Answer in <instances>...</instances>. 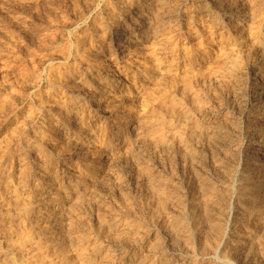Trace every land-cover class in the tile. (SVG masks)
Returning a JSON list of instances; mask_svg holds the SVG:
<instances>
[{
	"label": "rangeland",
	"instance_id": "rangeland-1",
	"mask_svg": "<svg viewBox=\"0 0 264 264\" xmlns=\"http://www.w3.org/2000/svg\"><path fill=\"white\" fill-rule=\"evenodd\" d=\"M127 0H124L125 4L128 6H125L124 4H122L123 0H0V103H3V105L0 104V167L2 168H10V170L12 171L13 174V185L14 187L20 188V181H19V176L20 174L17 173H21L20 170L21 168L24 166V171L26 172L27 170H29V175L27 177V184L30 186L27 187L28 189V193L25 194V196L29 195L31 190H34L35 188H37V186L39 188H46L48 186V183L42 181L41 179V174L44 172V169H46L47 167H49V164L51 162H47V158L50 160H52V162L55 163V165L53 164V170L54 172H56L59 176L60 179L58 181V185L59 184H68L69 180H70V175H78L79 170H77V167H86L87 165L90 166V163L92 165L94 164H99V166L102 168L103 167V171L102 173H104V177H109V183L110 186L108 188L113 187V189H109L107 188V186H103L104 189V194H103V203L104 205L102 206L101 212L100 214L103 215L106 214V212H108V214H106V216L110 219V220H117L120 223L125 222V224L127 222H132V220L135 221H143L142 222V226L145 227L141 229V235L140 238L138 237V242H129V244H127L128 242L125 243V245L123 246H118V245H111V254L113 256V253H115V255L112 257V261L114 260V264H135L136 261V257H145L147 256V258L149 260H151L152 262H154V264H161V262L164 264H170L169 262H171V264H188L192 262V261H196L198 258V260L196 261L199 264H207L209 262H211L212 260L213 263L212 264H216V261L219 264H222V262L224 264H264L260 257L257 255L253 256L254 251L252 247L249 248V246L244 250V253L242 254L243 256H237L236 258L232 259L230 261V263L225 262V255L227 252H229V248H228V243H229V237L232 236L233 232H237L238 226L235 218L236 215L238 214V207L236 205L235 200L237 201V197L239 194V189H240V183H242V178H243V174L246 173L247 169H251L254 168L255 166H260L261 168V173L262 176L264 177V46L262 48H257V47H253V41H251L249 35V30L251 27L250 24H255L259 23L258 21H264L263 18V14H264V5L261 1L264 0H258V2L260 1L261 3V7L257 10L255 13L253 12V9L246 6L245 4L242 5V3L240 2V12L239 11H223V10H218L216 9L212 2L210 0H160V3L158 5H149L147 8V12H148V18H149V22L151 23H140L138 22V18H137V14L135 13H131L129 15L130 12L126 13V10L129 8V6L131 5V1L134 0H128V2H126ZM138 1H142V0H138ZM167 1V2H165ZM183 1V2H181ZM204 1H208L207 3ZM123 2V3H124ZM169 2V3H168ZM176 2V3H175ZM116 5H115V4ZM176 6H174L173 4ZM179 3V4H178ZM110 4V5H109ZM170 4V6H169ZM172 4V5H171ZM212 4V5H211ZM109 5V6H108ZM123 6V7H122ZM160 6H163L162 8ZM174 6V7H173ZM205 6V7H204ZM208 6V9H207ZM211 6V7H210ZM160 7V8H159ZM173 7V8H172ZM244 7V8H243ZM110 8V10H109ZM116 8V9H115ZM155 8V9H154ZM169 8V9H168ZM248 8V9H247ZM263 8V10H262ZM123 9V10H122ZM161 9V11L158 10ZM177 9V10H176ZM185 9V10H184ZM205 11H204V10ZM253 12V14L251 13V10ZM260 9V10H259ZM172 10V11H171ZM177 12H176V11ZM198 10V11H197ZM210 10V11H209ZM218 10V11H217ZM242 10V12H241ZM247 10V12H246ZM250 10V11H249ZM120 11V12H119ZM156 11V12H155ZM186 11V12H185ZM216 13L213 14L212 13ZM112 12V13H110ZM123 12V13H122ZM146 12V13H147ZM159 12V13H158ZM165 12V13H164ZM173 12V13H172ZM185 12V13H183ZM205 12V13H204ZM209 12V13H208ZM231 12V13H230ZM249 12V13H248ZM262 12V13H261ZM110 13V14H109ZM119 13V14H118ZM150 13V14H149ZM156 17H155V15ZM162 13V14H161ZM171 13V14H170ZM192 13V14H191ZM207 13V14H206ZM242 13V15H241ZM244 13V14H243ZM261 13V14H259ZM111 14H114L113 16ZM118 16H117V15ZM160 14V15H159ZM176 14V16H175ZM180 14V15H179ZM211 14V15H210ZM248 14V15H247ZM252 14V15H251ZM116 15V16H115ZM125 15V16H124ZM165 15V17H164ZM173 15V16H172ZM213 15V16H212ZM215 15V16H214ZM241 15V16H240ZM111 16V17H110ZM183 18H182V17ZM250 16V17H249ZM262 18H261V17ZM167 17V19H165ZM168 17H172L171 19ZM208 17V18H206ZM214 17V18H213ZM221 19H219V18ZM254 17V18H253ZM111 18V19H110ZM114 18V19H113ZM132 18V19H130ZM180 18V20H179ZM189 18V20H187ZM194 18V19H193ZM256 18V19H255ZM110 19V21H109ZM123 19V20H122ZM157 19V20H156ZM162 19V20H161ZM200 19V20H199ZM225 19V20H224ZM227 19V20H226ZM252 21H251V20ZM254 19V20H253ZM132 20V21H131ZM169 20V21H168ZM178 20V22H177ZM210 20V21H209ZM229 20V21H228ZM108 21V22H107ZM113 21V22H112ZM156 21V22H155ZM162 21V22H161ZM190 21V22H189ZM199 21V22H198ZM206 21V22H205ZM225 21V22H224ZM251 21V23L249 24V22ZM257 21V22H256ZM104 22V24H103ZM165 22V24H163ZM169 22V23H168ZM203 22V24H202ZM211 22V23H210ZM218 22V23H217ZM232 22V23H231ZM236 22V24H235ZM239 22V23H238ZM118 23V24H117ZM174 23V24H173ZM176 23V24H175ZM179 23V24H178ZM187 23V24H186ZM191 23V24H190ZM195 25H194V24ZM215 23V24H214ZM122 24V25H121ZM125 24V25H124ZM143 24V25H142ZM151 24V25H150ZM153 24V25H152ZM157 24V25H156ZM163 24V25H162ZM207 24V26H206ZM209 24V25H208ZM225 24V25H224ZM232 24V25H230ZM248 24V25H247ZM252 24V26H254ZM103 25V26H102ZM113 25V26H111ZM121 27H120V26ZM131 25V26H130ZM134 27H133V26ZM139 25V26H138ZM217 25V26H216ZM236 27H234V26ZM156 26V28H155ZM159 26L161 29H159ZM165 26V27H164ZM167 26V27H166ZM177 26V27H176ZM179 26V28H178ZM192 26V27H189ZM203 26V27H202ZM219 26V27H218ZM222 26V27H221ZM232 26V27H231ZM238 26V27H237ZM108 30H107V28ZM112 27V28H111ZM142 27V28H141ZM170 27V28H169ZM194 27V28H193ZM209 27H212L214 29H218L217 31L220 34H223L222 36L227 38L229 37V39H231L232 37H234V34L236 33L240 38L241 41H243V47L241 48V52L244 55V68L242 71L243 76L241 73L239 75V78H232L228 81V85L226 87H223L221 83H219V81L217 82V80L213 79L208 80L207 83L204 81V79L202 78V71L203 73L205 72L203 69L207 70L209 67V69L207 71H213V69L215 70L217 67L220 66V62H221V58L218 57V52L214 51V49L212 48V54L209 55L206 59H202L200 56V59L198 57V62L195 65L196 69H190L188 70V65L186 64V62L183 61V54L185 52L188 53H199L200 49H205V47H207L208 49H211L208 45H210L212 42V37L207 34V29ZM221 27V28H220ZM224 27H227L224 29ZM245 27V28H244ZM117 30H116V29ZM130 28V29H129ZM155 29L157 30V38H155V36L151 35L152 32L150 31V29ZM158 28V29H157ZM166 30H165V29ZM182 28V29H181ZM188 28H190L192 31H196L198 33L197 37H193L190 36L188 34L189 31H191L190 29L188 30ZM207 28V29H206ZM229 28V29H228ZM236 28V29H235ZM243 28V29H242ZM249 28V29H248ZM126 29H129L131 31H134L135 33L134 36L136 37V40L138 42V44H140L142 47H145L146 45V58L145 55L138 57H134L131 55V52H133V47L134 45L130 44L128 41H126L127 39V30L124 31ZM139 29V30H138ZM169 29V31H167ZM173 32H172V30ZM184 29V30H183ZM224 29V30H221ZM228 29V30H227ZM245 29V31H244ZM111 30V31H110ZM115 30V31H114ZM121 30V32H119ZM137 30V31H135ZM199 30V31H197ZM204 31V34L202 33ZM235 30V31H234ZM146 31V32H145ZM150 31V32H149ZM162 31V33H161ZM164 31V32H163ZM167 31V32H165ZM185 31V32H184ZM224 31V32H223ZM233 31V32H232ZM245 33H243V32ZM248 31V32H247ZM150 34H149V33ZM169 32V33H168ZM177 32V33H176ZM222 32V33H221ZM243 34H241V33ZM138 33V34H137ZM164 33V34H163ZM167 35H166V34ZM180 33V34H179ZM206 33V35H205ZM228 33V34H227ZM118 34V35H117ZM126 34V35H125ZM173 34V36H172ZM177 34V35H176ZM232 34V35H231ZM248 34V35H247ZM147 37H146V36ZM150 35V36H149ZM161 35V36H160ZM165 35V36H163ZM171 35V36H170ZM176 35V36H174ZM184 35V36H183ZM189 35V36H188ZM202 35V36H201ZM227 35V36H226ZM230 35V36H228ZM242 35V36H241ZM76 36V37H75ZM142 36V37H141ZM170 36V37H169ZM82 37V38H81ZM121 37V38H120ZM164 39H163V38ZM166 37V38H165ZM172 37V39H168ZM176 39H175V38ZM204 37V38H203ZM211 37V38H210ZM243 37V39H242ZM76 38V39H75ZM79 38V39H78ZM143 40H142V39ZM146 38V39H144ZM150 38V39H149ZM162 38V39H161ZM182 38V39H181ZM199 41H197V39ZM121 39V40H120ZM125 39V41H124ZM149 39V41H148ZM156 39V40H155ZM163 40L165 42L160 41ZM165 39H168L169 42ZM178 39V41H177ZM186 39V40H185ZM247 39V40H246ZM250 39V40H249ZM77 40V41H76ZM172 40V41H171ZM183 40V41H182ZM189 40V41H188ZM193 40V41H192ZM246 40V41H245ZM71 41V42H70ZM75 41V42H73ZM124 41V42H123ZM152 41V42H151ZM178 42V43H175ZM208 41V42H207ZM251 41V42H249ZM123 44H122V43ZM145 42V43H144ZM192 42V43H190ZM200 42V43H199ZM246 44H245V43ZM125 43V44H124ZM127 43V44H126ZM148 43V44H147ZM153 43V44H152ZM158 45H156V44ZM163 43V44H161ZM173 43V44H172ZM186 43V44H185ZM198 43V44H197ZM176 46H175V45ZM201 44V45H200ZM119 45V47H118ZM121 45V46H120ZM132 45V46H131ZM151 45V47H150ZM156 45V46H155ZM174 45V46H173ZM179 45V46H178ZM181 45V46H180ZM186 47H183L185 46ZM231 47V49H235V46L231 43L225 45V49H227L228 51H230L231 49L227 48L229 46ZM250 45V46H249ZM68 46V47H66ZM70 46V47H69ZM104 46V47H103ZM150 48H149V47ZM173 46V47H172ZM200 46V47H199ZM234 46V47H233ZM249 46V47H247ZM72 47V49H71ZM80 47V48H79ZM127 47V48H126ZM152 47L154 48H158L160 50L163 51V57L165 58V60H169V61H175V63L178 64V69L175 71L177 74H175L176 76V84H173V87L171 86L172 83H169L171 80L170 78H168L167 76L166 79L163 81L164 83L161 85V87H159V89H157L158 91H165L164 94L165 95H172L174 92H176L178 90V88L181 86V84H183V77H185L188 73L191 74L190 78L192 80H196L195 83H197V85L194 83V85H196V88H202V92L205 93L204 95V100L207 102H204V106L202 108H200L201 110H197L194 112V109L192 110L193 113V117H196L194 119H196L197 121L201 122V124H204V128H206V131L211 133H207L209 134V139H213V140H209L208 138L203 137L202 139H200V143L198 142L196 145H201V147L198 145L197 146V152L196 155H200L199 158L197 156V159L192 161L191 163H189L188 161H186V163H184L185 161L182 160V158H180V156L178 155L177 157L179 158H174L175 161H170L171 159H169V155L168 154H163L161 152V150L159 148H156L152 143H150L149 138L141 140V141H136V125H135V117L140 115V114H144L146 112L150 111V107L145 105L143 103V101L141 102V98L143 97V89L145 85H149L150 87L155 86V81H156V76L154 74L150 75V76H145L144 73L142 72V65L141 64L143 62V60H148L149 55L150 54V50ZM177 47V48H176ZM183 47V48H182ZM190 47V48H189ZM198 47V48H197ZM233 47V48H232ZM68 48V51L67 49ZM74 48V49H73ZM83 48V49H82ZM101 48V49H100ZM135 48V47H134ZM149 48V49H148ZM163 48V49H162ZM174 48V49H173ZM185 48V49H184ZM198 50H197V49ZM248 48V49H247ZM64 49H66L64 51ZM78 49L76 52L75 50ZM125 49V50H123ZM130 49V50H129ZM132 49V50H131ZM170 49V50H169ZM176 49V50H175ZM182 49V50H181ZM191 49V50H188ZM223 49V50H225ZM243 49V50H242ZM246 49V50H245ZM250 49V50H249ZM80 50V51H79ZM82 50V51H81ZM101 50V51H99ZM178 50V52H177ZM184 50V51H183ZM217 50V49H215ZM226 50V51H227ZM248 50L250 51L248 53ZM252 50H254L255 52L253 53ZM257 50V51H256ZM98 54H97V52ZM104 51V52H103ZM129 51V52H127ZM190 51V52H189ZM197 51V52H196ZM244 51V52H243ZM261 51V52H260ZM69 52H71L69 54ZM73 52V53H72ZM79 54H78V53ZM121 52V53H120ZM149 52V54H148ZM170 52V53H169ZM175 52V53H174ZM252 52V53H251ZM257 52V53H256ZM85 53V55H84ZM216 53V54H214ZM77 54V57H76ZM83 54V55H82ZM87 54V55H86ZM89 54V55H88ZM92 54V55H91ZM110 54V55H109ZM168 54V55H167ZM178 54V55H177ZM249 54L251 56H249ZM103 55V57H102ZM129 55L131 57H129ZM254 55V56H253ZM89 56V57H88ZM93 56H96L93 57ZM101 56V57H100ZM105 56V57H104ZM110 56V57H108ZM178 58H177V57ZM247 56V59L245 58ZM72 57V58H71ZM83 57V59L81 58ZM85 57V58H84ZM93 57V59H92ZM116 57V58H115ZM124 57V58H123ZM127 57V58H126ZM144 57V58H143ZM170 57V58H169ZM216 57L215 59L218 60L216 62L213 61V58ZM217 57L219 59H217ZM140 58H142L143 60H141ZM173 58V59H172ZM88 59V60H87ZM90 59V60H89ZM98 59V60H97ZM102 59V60H101ZM114 59V60H113ZM125 59V60H124ZM129 59V60H128ZM133 59V60H132ZM211 59V60H210ZM254 59V60H253ZM86 60V61H85ZM91 60H94L91 61ZM128 60V61H127ZM203 60V61H202ZM205 60V62H204ZM99 61V62H98ZM106 61V62H105ZM113 61V62H112ZM116 61V62H115ZM131 61V62H130ZM140 61V62H139ZM210 61V63H209ZM251 63H250V62ZM88 62V63H86ZM93 62V63H92ZM103 62V65H102ZM124 62V63H123ZM137 62V63H136ZM139 62V63H138ZM97 63V64H96ZM109 63V64H107ZM122 63V64H121ZM128 63V64H126ZM205 66H204V64ZM207 63V64H206ZM209 63V64H208ZM212 63V65H211ZM216 63V64H215ZM249 63V64H248ZM88 66H86V65ZM90 64V65H89ZM94 64V65H93ZM97 67H96V65ZM98 64H101L99 66ZM133 66H132V65ZM151 64V63H150ZM181 64V65H180ZM183 64V65H182ZM185 64V65H184ZM201 64V65H200ZM218 64V66H217ZM248 66H247V65ZM110 67H109V66ZM123 65V66H122ZM125 65V66H124ZM136 65V66H135ZM141 65V66H139ZM210 65V66H209ZM246 65V68H245ZM91 66V67H90ZM107 66V67H106ZM114 69H113V67ZM118 66V67H116ZM131 66V67H130ZM186 66V68H185ZM198 66V67H197ZM201 66V67H200ZM204 66V67H203ZM206 66L208 68H206ZM214 66V67H213ZM217 66V67H215ZM100 67V68H99ZM112 67V68H111ZM123 67V68H122ZM211 67L213 69H211ZM262 67V68H261ZM75 68V69H74ZM90 68V69H88ZM131 68V69H130ZM138 70H137V69ZM185 68V69H184ZM89 71H88V70ZM108 69V70H107ZM128 69V70H127ZM182 69V70H181ZM261 71H260V70ZM57 72H56V71ZM92 70V72H91ZM114 70V71H113ZM118 70V71H117ZM185 70V71H184ZM192 70V71H191ZM246 70V71H245ZM95 71V72H94ZM107 71V72H106ZM112 71V72H111ZM124 71L126 72L124 74ZM178 71V72H177ZM184 71V72H183ZM206 71V72H207ZM75 72V73H74ZM87 72V74H86ZM187 72V73H185ZM191 72H194V74L192 75ZM200 75H198L199 73ZM206 72L204 74H206ZM73 76L70 77L67 75ZM84 73V74H83ZM97 73V74H96ZM135 75H134V74ZM178 73L180 75H178ZM184 73V74H183ZM208 73V72H207ZM105 74V76H104ZM113 74V75H112ZM116 76H115V75ZM130 74V75H128ZM134 76H133V75ZM196 74V75H195ZM203 74V75H204ZM50 75V76H49ZM61 75V76H60ZM108 75V76H107ZM110 75V76H109ZM125 75V76H124ZM184 75V76H183ZM242 75V76H241ZM263 75V77L261 76ZM78 76V77H77ZM82 76V77H81ZM113 76V77H111ZM155 76V77H154ZM180 76V77H179ZM194 76V77H193ZM201 76V78H199ZM59 77V78H57ZM65 77V78H64ZM77 77V78H76ZM93 77V78H92ZM95 77V78H94ZM104 77V78H103ZM127 77V78H126ZM52 78V79H51ZM81 78V79H80ZM83 78V79H82ZM87 78V79H86ZM103 79H108V80H113L112 82H114V84H116V87L118 88H114L109 90L107 93V96L105 95L106 92H95L96 90L94 88H96V86H99V83L97 85V82H100V80ZM111 78V79H110ZM135 78V79H134ZM150 80H149V79ZM194 78V79H193ZM200 80H199V79ZM245 78V79H244ZM68 80L66 82V80ZM72 79V80H71ZM75 79L77 81V83L75 82ZM98 79V80H96ZM144 79V80H143ZM152 79V80H151ZM243 79V80H241ZM49 80V81H48ZM83 80L88 84L87 87H85L84 89L81 88L79 89V83L83 82ZM91 80V81H90ZM95 80V81H94ZM120 84H118V82ZM127 80V82H126ZM129 80V81H128ZM134 80V83L133 81ZM143 80V81H142ZM239 82H237V81ZM57 83V85L54 83ZM65 81V82H64ZM72 81V82H71ZM74 81V82H73ZM88 81V82H87ZM132 81V83H131ZM138 81V82H136ZM147 81V82H146ZM154 81V82H152ZM193 81V82H194ZM242 81V82H241ZM54 82V83H53ZM166 82V83H165ZM236 82V83H234ZM53 83V84H52ZM93 83V84H92ZM139 83V84H138ZM151 83L153 85H151ZM180 83V84H179ZM205 83V84H203ZM212 83V84H211ZM217 83V84H216ZM234 83V84H233ZM60 84V86H59ZM72 84L75 86H72ZM171 84V85H170ZM201 84V85H200ZM239 84V85H237ZM51 85V86H50ZM53 85V86H52ZM68 85V86H67ZM71 85V86H69ZM77 85V86H76ZM121 85V86H120ZM124 85V87H122ZM138 85V86H137ZM164 85V87H163ZM166 85V86H165ZM176 85V86H175ZM94 86V87H93ZM129 86V87H128ZM141 86V88H140ZM170 86V87H169ZM206 86V88H205ZM217 86V87H216ZM221 86V88H220ZM56 87V88H55ZM68 87V88H67ZM74 89H73V88ZM136 87V88H135ZM153 87V88H154ZM163 87V89H162ZM211 89H210V88ZM63 88V89H62ZM67 88V89H66ZM132 88H135L134 90ZM174 88V89H172ZM215 88V89H214ZM227 88V89H226ZM237 88V89H236ZM65 89V90H64ZM90 89V90H89ZM93 89V90H92ZM128 89V90H127ZM131 91H130V90ZM161 89V90H160ZM167 89V91H166ZM209 89V90H208ZM224 91H223V90ZM227 91H226V90ZM235 89V90H234ZM73 90V91H72ZM75 90V91H74ZM80 90V91H78ZM84 90V91H83ZM92 90V91H91ZM115 90V91H114ZM140 90V91H139ZM142 90V91H141ZM173 90V91H172ZM212 90V91H210ZM58 91V92H57ZM61 93H60V92ZM69 93H67V92ZM103 91V90H100ZM112 91V92H111ZM118 91V92H117ZM123 91V92H122ZM206 91V92H205ZM212 94H210L209 93ZM218 91V92H217ZM224 95H222V92ZM64 92V93H63ZM89 94H88V93ZM92 92V94H91ZM121 92V93H120ZM138 92V93H137ZM230 92V93H229ZM75 93V94H73ZM79 95H78V94ZM98 93V94H97ZM128 93L130 95V98H127L125 96V94ZM167 93V94H166ZM170 93V94H169ZM178 93V91H177ZM228 93V94H227ZM13 94V96H12ZM19 94V95H18ZM53 94L55 96H53ZM77 94V95H76ZM81 94V95H80ZM94 94V95H93ZM101 94V96L99 95ZM120 94V98L116 97L119 96ZM136 94V97H135ZM209 94V95H208ZM218 94V95H216ZM220 94V95H219ZM227 94V95H226ZM17 95V96H16ZM65 97H64V96ZM68 95V96H67ZM72 95V97H71ZM87 95V96H86ZM93 95V96H92ZM98 95V96H97ZM106 97H104V96ZM121 95L124 97L121 98ZM208 95V96H207ZM216 95V96H215ZM223 97H222V96ZM59 96V98H58ZM76 98H75V97ZM78 96V97H77ZM132 96V97H131ZM139 96H141V98H139ZM18 100H17V98ZM20 97V98H19ZM62 97V98H61ZM91 97V98H90ZM96 97V98H95ZM98 97V98H97ZM103 97V98H101ZM111 100V102H107L106 99ZM113 97V98H112ZM116 97V98H114ZM133 97H135L133 99ZM208 97V98H207ZM212 97V100H211ZM215 97V98H214ZM65 98V99H64ZM69 98V99H68ZM82 98V99H81ZM208 101H207V99ZM210 98V99H209ZM214 98V100H213ZM218 98V99H217ZM225 98V99H224ZM53 99H57L56 102ZM63 99V102H62ZM121 99V100H120ZM123 99V100H122ZM137 99L140 101H137ZM221 103H220V101ZM222 99V100H221ZM60 100V101H59ZM82 100V101H81ZM95 100V101H94ZM100 100V101H99ZM106 100V101H105ZM216 100V101H215ZM72 101V102H71ZM76 103L79 107V110L77 112V109L75 111H72L70 114V120L68 121H63L60 119V116L55 112L56 106H58L59 104H63L66 102H70V103ZM98 101V102H97ZM103 101V102H102ZM114 103H113V102ZM125 101V102H124ZM127 101V102H126ZM130 101V102H129ZM219 101V102H218ZM101 102V103H100ZM105 102H107L105 104ZM212 102H216V103H211ZM80 103V104H79ZM89 105H88V104ZM91 103V105H90ZM93 103V104H92ZM113 103V104H112ZM118 103V104H116ZM121 103V104H120ZM131 103V104H130ZM142 103V104H139ZM47 106H45V105ZM84 104V105H83ZM96 104V105H95ZM108 104V105H107ZM114 107L111 111L112 106L109 107V105H111ZM115 104V105H114ZM137 104V105H135ZM80 105V106H79ZM83 105V107H82ZM125 105V106H124ZM142 105L144 109L141 107ZM210 108H209V106ZM88 108H87V107ZM97 106V107H96ZM103 108H102V107ZM106 106V107H105ZM135 106V107H134ZM139 106V107H138ZM1 107H3L1 109ZM100 107V108H99ZM105 107V108H104ZM141 107V108H140ZM208 107V110H207ZM262 107V108H261ZM6 108V109H5ZM46 108V109H45ZM55 108V109H54ZM81 108V109H80ZM95 108V109H94ZM98 108V109H97ZM119 108V109H118ZM124 108V109H123ZM139 108V109H138ZM146 108V109H145ZM212 108V109H211ZM91 109V110H89ZM104 109V110H103ZM106 109L110 110L111 112H109L108 110V114L106 112ZM118 112H117V110ZM121 109V110H120ZM123 109V111H122ZM205 111H203V110ZM211 109V110H210ZM215 109V110H213ZM46 110V111H45ZM83 110V111H82ZM133 112H131V111ZM142 110V111H141ZM144 110V111H143ZM213 110V111H212ZM82 111V113H81ZM87 111V112H86ZM89 111V113H88ZM114 111V112H113ZM121 111V112H120ZM127 111V112H126ZM202 111V112H199ZM207 111V112H206ZM211 111V112H210ZM258 111V112H257ZM260 111V112H259ZM106 112V113H104ZM50 113V114H49ZM54 113V115H53ZM116 113V115H115ZM138 113V114H137ZM198 113V114H197ZM258 113V114H257ZM47 114V115H46ZM76 114V115H75ZM87 114V115H86ZM89 114V115H88ZM120 114V115H119ZM196 114V115H195ZM200 114V115H199ZM255 114V115H254ZM45 115V116H44ZM78 115V117H74ZM86 115V116H85ZM108 115V116H107ZM127 115H129L130 117L134 118L133 120L128 117ZM55 116V117H54ZM73 116V117H72ZM82 116V117H81ZM110 116V117H109ZM115 116V117H114ZM127 121L126 122L124 119ZM126 116V117H125ZM255 116V117H254ZM45 117V118H44ZM48 117V118H47ZM58 117V126L60 129V133L54 132L53 130V119H57ZM87 119H84V118ZM96 119H95V118ZM104 117V118H103ZM83 118V119H81ZM90 118V119H89ZM100 118V120H98ZM117 118V121H115ZM254 118V119H253ZM256 118H258L259 120H257ZM78 119V121L76 120ZM89 119V120H88ZM123 119V120H121ZM213 119V120H212ZM71 120H74L71 122ZM82 120V121H81ZM90 122H88V121ZM91 120V121H90ZM115 122H114V121ZM212 120V121H210ZM256 120V121H254ZM46 121V122H45ZM106 121V122H105ZM110 121V122H109ZM259 121V122H258ZM41 122V123H40ZM45 122V123H44ZM98 122V123H97ZM212 122H214L213 124H211ZM218 122V123H216ZM226 122V123H225ZM231 124L228 125L227 124ZM235 122V123H234ZM50 123V124H47ZM52 123V124H51ZM78 123V124H77ZM87 123V125H86ZM94 125H93V124ZM122 123V124H121ZM126 123V124H125ZM210 123V124H209ZM224 123H225V127H224ZM42 124V125H41ZM66 124V125H65ZM117 124V125H116ZM124 124V125H123ZM216 124V125H215ZM44 125V126H43ZM47 127H46V126ZM52 128H50L49 126ZM62 125V126H61ZM69 127H68V126ZM89 125V126H88ZM105 125V126H104ZM131 125V126H130ZM207 125V126H206ZM209 125V126H208ZM227 125V126H226ZM28 126V127H27ZM61 126V128H60ZM76 126L78 128H76ZM109 126V127H108ZM231 128H230V127ZM234 126V128L232 129V127ZM81 127V128H80ZM83 127V128H82ZM102 127V128H101ZM104 127V128H103ZM133 127V128H132ZM214 127V128H213ZM229 127V128H228ZM41 128L42 130H44L46 132V136L45 139L48 141H54V138L56 141L53 142V145H51L50 143H47L48 145L43 144L42 148H38L36 150V148L34 146H32V141L34 140L33 136H34V132ZM89 128V129H88ZM108 128V129H107ZM115 128V129H114ZM227 128V129H225ZM65 129V130H64ZM73 129V131H72ZM102 129V131H100ZM133 129V130H132ZM231 129V130H230ZM236 129V130H235ZM14 130V131H12ZM21 130V131H20ZM62 130V131H61ZM77 130V131H76ZM86 130V131H85ZM90 130V131H89ZM218 132V134H216L215 132ZM221 130V131H220ZM10 131V132H9ZM50 131V132H49ZM84 131V132H83ZM92 131V132H91ZM117 131V132H116ZM212 131L215 133L212 134ZM234 131V132H233ZM236 131V132H235ZM68 132V133H66ZM70 132V133H69ZM73 132V133H72ZM86 132V133H85ZM100 132V133H99ZM221 132V133H220ZM226 132V135H225ZM228 132V134H227ZM231 132V133H230ZM10 133V134H9ZM12 133V136L10 137ZM48 133V134H47ZM51 133V134H49ZM88 133V134H87ZM95 133V134H94ZM107 133V134H106ZM116 133V134H115ZM122 133V134H121ZM124 133V134H123ZM223 136L221 137L220 135ZM230 133V134H229ZM237 133V134H236ZM14 134V136H13ZM16 134V135H15ZM60 134V135H59ZM72 134V135H71ZM98 134V135H97ZM18 135V136H17ZM124 137H123V136ZM127 135V136H126ZM135 135V136H134ZM214 135V136H213ZM26 136V137H25ZM56 136V137H55ZM58 136V137H57ZM66 136V137H65ZM82 136V137H81ZM88 136V138H87ZM92 136V137H91ZM94 136V137H93ZM104 136V137H103ZM107 136V137H106ZM111 136V137H110ZM212 136V137H211ZM219 138H218V137ZM230 136V137H229ZM233 136V137H232ZM10 137V138H8ZM65 137V138H63ZM75 137V138H74ZM85 137V138H84ZM96 137V138H95ZM103 137V138H102ZM128 137V138H127ZM132 140H130L129 139ZM215 137V138H213ZM224 137V138H223ZM235 137V138H234ZM16 138V139H15ZM50 138V140H49ZM53 138V139H52ZM73 138V139H72ZM100 138V140H98ZM135 138V139H134ZM217 138V139H216ZM235 140H234V139ZM239 138V139H238ZM12 141L13 139V143L9 142ZM22 139V140H21ZM27 139V141H26ZM60 141H59V140ZM66 139V140H65ZM76 141H75V140ZM91 139V140H90ZM98 141H97V140ZM104 139V140H103ZM126 139V140H125ZM208 139V140H207ZM230 139V140H229ZM233 139V140H232ZM21 140V143H20ZM86 140V141H85ZM108 140V141H107ZM130 140V141H128ZM217 140V141H216ZM23 141V142H22ZM58 141V142H57ZM96 141V142H95ZM105 141V142H104ZM121 141V142H120ZM123 141V142H122ZM149 141V142H148ZM204 141V142H203ZM211 143H210V142ZM221 141V142H220ZM222 141L224 143H222ZM237 141V143L235 142ZM241 141V142H240ZM65 142V143H64ZM82 142V143H79ZM88 142V143H87ZM91 142V143H90ZM98 142V143H97ZM134 142V143H132ZM208 144H205L207 143ZM217 142V143H216ZM219 142L221 144H219ZM229 142V143H228ZM20 143V144H19ZM31 143V144H30ZM79 143V144H78ZM93 143V144H92ZM96 143V144H95ZM103 145H107V149L102 146ZM131 143V144H130ZM141 143V144H140ZM203 143V145H202ZM229 144V146H227L226 144ZM241 143V144H240ZM23 144V145H22ZM77 144V145H75ZM100 144V147H99ZM138 144V146H137ZM141 146H140V145ZM148 144V145H147ZM211 144V145H210ZM218 144V145H217ZM224 144L227 146H224ZM237 144V145H235ZM240 144V145H239ZM58 145V146H57ZM71 145V146H70ZM75 147H74V146ZM82 145V147H80ZM93 145V146H92ZM133 145H135L134 147V151L137 155H139L140 153V159L137 160V158L135 159L134 156L131 155V153H129V150L127 152L128 148H132ZM221 145V146H220ZM233 145V146H232ZM235 145V146H234ZM239 145V146H238ZM47 146V147H46ZM52 146V147H50ZM60 146L65 147L66 150H64L63 147L62 150L60 148ZM73 146V147H72ZM76 146H78L76 148ZM92 146V147H91ZM98 146V147H97ZM102 146V147H101ZM131 146V147H130ZM137 146V147H136ZM214 146V147H209ZM217 146V147H215ZM28 147V148H27ZM84 147V148H83ZM125 147V148H124ZM152 147V148H151ZM200 147V148H199ZM231 149H229V148ZM234 147H238V149L234 148ZM240 147V148H239ZM32 148V149H31ZM47 148V149H46ZM50 148V149H48ZM54 150H52V149ZM58 148V149H57ZM80 150H79V149ZM93 148V149H91ZM98 148V149H96ZM100 148V149H99ZM103 148V150H102ZM105 148V149H104ZM112 150H111V149ZM122 148V149H121ZM124 148V149H123ZM137 148V149H136ZM141 150H140V149ZM147 148V149H145ZM151 148V149H150ZM159 150H156V149ZM208 148V150L205 149ZM214 148V149H213ZM218 148V149H217ZM233 148V149H232ZM252 148V149H251ZM257 148V149H256ZM261 148L263 150H261ZM26 150V152L23 150ZM42 149V150H41ZM57 149V150H56ZM71 149V150H70ZM84 149V150H83ZM114 149V150H113ZM126 149V151H125ZM133 149V148H132ZM240 149V150H239ZM22 152H21V151ZM36 150V151H35ZM60 150V152H59ZM96 150V152H95ZM120 150V152H119ZM122 150V151H121ZM144 150V151H143ZM234 150V151H233ZM236 150V151H235ZM248 150V151H247ZM19 151V153H18ZM41 151V152H40ZM115 151V152H114ZM140 151V152H139ZM143 151V153H142ZM151 151V152H150ZM153 151V152H152ZM159 151V152H158ZM200 151V152H199ZM202 151V152H201ZM227 153H226V152ZM230 151V152H229ZM233 151V152H232ZM12 152V153H11ZM31 152V153H30ZM33 152V153H32ZM44 152H46L44 154ZM62 152V153H61ZM87 155H86V153ZM112 152V153H111ZM151 154H150V153ZM157 155H156V153ZM204 152L206 154H204ZM214 152L215 155H213L212 153ZM217 152H220V155H218ZM224 152V153H223ZM242 152V153H241ZM245 152V153H244ZM261 155H260V153ZM11 153V156H9ZM17 153V154H16ZM40 153L41 156L43 154V156L45 155L47 158L46 160H40ZM56 153V155H55ZM59 153V154H57ZM84 153V154H83ZM89 153V154H88ZM105 153V155H104ZM124 153V154H123ZM133 153V151H132ZM149 153V155H148ZM198 153V154H197ZM203 153V154H202ZM223 153V154H221ZM236 153V154H235ZM16 154V155H14ZM24 154V155H23ZM33 154V155H32ZM49 154V155H46ZM67 154V155H66ZM95 154V156H94ZM99 154V155H97ZM111 154V155H110ZM119 155V157H116L114 159L115 155ZM159 154V155H158ZM224 154H229V156H225ZM240 154V155H238ZM252 154V158H248V155ZM14 155V156H13ZM21 155V156H20ZM39 155V156H37ZM53 157H52V156ZM58 155V156H57ZM63 155V156H62ZM66 155V156H65ZM84 155V157L82 156ZM125 155V156H124ZM161 155V156H160ZM209 155V156H208ZM224 155V157L222 156ZM247 155V156H246ZM255 155V156H254ZM5 159H4V157ZM9 156V158L7 157ZM17 158H16V157ZM44 156V157H45ZM77 156V157H76ZM128 156V157H127ZM159 158H158V157ZM164 156V157H162ZM206 156V157H204ZM218 156V158H216ZM220 156V157H219ZM231 156V157H230ZM237 156V157H235ZM245 156V157H244ZM23 157V158H22ZM52 157V159H51ZM58 157V158H57ZM60 157V159H59ZM110 157V158H109ZM126 157V158H125ZM152 157V159H151ZM164 158V160L161 159ZM215 157V158H214ZM222 157V158H221ZM232 159H230V158ZM260 157V159H259ZM14 158V159H13ZM37 158V159H36ZM77 158V159H76ZM107 158V159H106ZM123 158V159H122ZM133 158V159H132ZM148 158V159H147ZM203 158V159H202ZM207 160H206V159ZM227 158V161H226ZM241 158V159H240ZM247 158V159H246ZM257 158V159H256ZM4 159V160H3ZM12 159V160H11ZM20 159V161H19ZM31 159V160H30ZM33 159V160H32ZM106 159V160H105ZM112 159V160H111ZM156 159V160H155ZM161 159V161H160ZM168 159V161H167ZM179 159V160H178ZM200 159H202L200 161ZM236 159V160H235ZM246 159V160H245ZM249 159V160H248ZM10 160V161H9ZM15 160V161H14ZM17 160V161H16ZM28 160V161H26ZM119 160V161H118ZM128 160V161H127ZM145 160V161H144ZM153 160V161H152ZM214 160V161H212ZM256 162H255V161ZM4 161V162H3ZM8 161V163H7ZM19 161V162H18ZM23 161V162H21ZM34 161H36L34 163ZM41 161V162H40ZM58 161V162H57ZM75 161V162H74ZM78 161V162H77ZM95 161V162H94ZM136 163H135V162ZM150 161V162H149ZM152 161V164H150ZM222 163H220V162ZM228 163H225V162ZM12 162V164H11ZM16 164H15V163ZM18 162V163H17ZM43 162V163H42ZM45 162V163H44ZM47 162V163H46ZM63 162V163H62ZM71 162V163H70ZM77 162V163H76ZM89 162V164H88ZM106 162V164H105ZM113 162V163H112ZM146 162V163H145ZM157 162V163H156ZM161 164V166L158 164ZM170 162L171 165L170 166ZM181 164H180V163ZM197 162V163H196ZM200 162V163H199ZM207 162V164H206ZM211 162V163H210ZM231 162V163H230ZM245 162V164H244ZM21 163V165H20ZM26 163V165H25ZM38 166H37V164ZM64 163L66 165V167L64 166ZM73 163V166H72ZM109 163V164H108ZM117 163V164H116ZM127 163V164H125ZM134 163V164H133ZM138 163L140 165H138ZM143 163L148 165L152 172L157 175V177L161 178V180L165 183L167 182V184H169V196L171 200H174L173 202L170 200V202H168V207L166 210L161 212H157L156 207V201L154 203L150 202L153 200L151 195L149 196L147 193H149V188L148 186H146L147 180L145 181V177L143 176V174L141 175V170H139V168L141 169V165L143 166ZM149 163V164H148ZM167 165V167H165V165ZM178 163V165H177ZM184 163V164H182ZM195 165H194V164ZM203 163V165L201 164ZM216 163V164H213ZM218 163V164H217ZM237 163V164H236ZM24 164V165H23ZM29 164V165H28ZM41 164V165H40ZM43 164V166H42ZM48 164V166H47ZM63 164V166L61 165ZM75 164V165H74ZM78 164V165H77ZM83 164V165H82ZM108 164V165H107ZM133 164V165H132ZM137 164V165H136ZM157 164V165H156ZM169 164V166H168ZM175 164L177 166H175ZM187 164V166H186ZM192 164L194 165L192 167ZM13 165V166H11ZM19 165L22 166L19 168ZM32 165H34V169L31 168ZM60 165V166H59ZM71 167H70V166ZM80 165V166H79ZM91 165V166H92ZM159 165V166H158ZM164 165V166H163ZM230 165V168L228 167ZM238 167H237V166ZM30 166V167H29ZM42 166V167H41ZM130 166V169H129ZM132 166V167H131ZM138 166V169H135V167ZM153 166V167H152ZM183 166V167H182ZM189 166V168H188ZM191 166V167H190ZM199 166V167H198ZM206 166V168H205ZM209 166V167H208ZM227 166V167H226ZM28 167V168H27ZM41 167V168H40ZM156 167V168H155ZM171 167V168H170ZM178 167V168H177ZM186 167V168H185ZM204 167V169H203ZM221 167V169H220ZM235 167V168H234ZM249 167V168H248ZM15 168V169H14ZM37 168V169H36ZM60 168V169H59ZM133 168V169H132ZM182 168V169H181ZM192 168V169H191ZM196 168V169H195ZM198 168V169H197ZM211 168V169H210ZM20 169V170H19ZM26 169V171H25ZM56 169V170H55ZM63 169V170H62ZM66 169V170H65ZM72 169V170H71ZM117 169V170H116ZM123 169V170H122ZM184 169V170H183ZM186 169V170H185ZM194 169V170H193ZM201 171H200V170ZM203 169V170H202ZM205 169H208L205 171ZM210 169V170H209ZM214 169V170H213ZM216 169V170H215ZM245 169V170H244ZM32 170V171H31ZM69 170V171H68ZM107 170V174H105ZM116 170V172H114ZM132 170V172H131ZM139 170V171H138ZM159 170V171H158ZM174 170V171H171ZM178 170V172H177ZM181 170L184 171L183 173H181ZM199 170V172H198ZM212 170V171H211ZM224 172L222 173L221 171ZM248 170V171H249ZM33 172V174L31 172ZM59 171V172H58ZM62 171V172H61ZM77 171V173H76ZM119 171V173H118ZM121 171V172H120ZM161 171V172H160ZM170 171V172H169ZM190 171V172H189ZM197 171V172H196ZM211 171V172H210ZM215 171V172H214ZM219 171L221 172L219 175ZM35 172V173H34ZM38 174H37V173ZM65 172V175H64ZM73 172V173H72ZM126 172V173H125ZM140 172V174H139ZM169 172V173H167ZM174 172V173H172ZM186 172V173H185ZM193 176H192V173ZM202 172V174H201ZM205 172L207 174H205ZM229 172V173H228ZM236 172V173H235ZM23 173V172H22ZM31 173V174H30ZM113 173V174H112ZM117 173V174H116ZM123 173V174H122ZM125 173V174H124ZM130 173V174H129ZM135 173V174H134ZM172 173V174H170ZM178 173V174H177ZM191 173V174H190ZM198 173V174H197ZM226 173L228 176H225ZM109 174V175H108ZM139 174V175H138ZM160 174V175H159ZM167 174V177L165 176ZM184 174V176H183ZM191 175L189 177V175ZM197 174V175H196ZM205 174V175H203ZM218 174V175H215ZM224 174V176H223ZM242 174V175H241ZM40 177H39V176ZM64 175V176H63ZM116 175L118 176H122V181L117 183L118 181L115 179L117 178ZM127 175V176H126ZM134 175V177H133ZM159 175V176H158ZM178 175V176H175ZM186 175V176H185ZM203 175V176H202ZM214 175V176H213ZM222 175V176H221ZM67 176V178H66ZM132 178H131V177ZM140 178H137L139 177ZM170 176V177H169ZM197 176V177H196ZM17 177V178H16ZM37 177V178H36ZM129 177V178H128ZM174 177V178H172ZM180 177V179L178 178ZM207 179H206V178ZM218 177V178H217ZM222 177V179H221ZM226 179H224V178ZM241 177V178H240ZM35 178L37 180H35ZM127 178V179H126ZM134 178V180H133ZM164 178V179H163ZM168 178V179H167ZM170 178V179H169ZM178 178V179H177ZM190 178V179H187ZM210 178V179H209ZM212 178V179H211ZM234 178V179H233ZM240 178V179H239ZM30 179V180H29ZM35 180V185H34V180ZM66 179V181H65ZM167 179V180H166ZM172 179V180H171ZM186 179V180H185ZM199 179V181L197 180ZM228 179H230L229 181H227ZM17 180V181H16ZM129 182H128V181ZM182 180V181H180ZM205 181L208 180V182L212 181L213 182L211 184H213L214 186H216V188H218L219 191V196L222 200H225L224 203H227V201L229 200V202L227 203V205H225V209L224 212L225 217L224 219H226L224 221L223 216H221V218L219 219H223V220H219L215 222V224H212L208 230H212V227H214L213 229L215 230L217 227H219V225L224 228L223 229V233L218 240L221 243V246L223 244H227V245H223L222 247H220V249L214 254L211 255L209 257H201L200 254L198 253H187V252H181L182 249H184V244L181 242H175V238L172 235H169V229H168V221L167 219H169V214L172 212L171 215H174L175 211L172 209H174V202L176 201L177 198H179L180 196L183 197L184 193H185V199L186 201L182 200V202H184V205L187 207V209L189 210V208L191 209L192 207L194 208H198L197 210L195 209L196 213L199 211L200 212V205H202V203L204 202V197H202L200 190L197 187H201V182L200 181ZM210 180V181H209ZM217 180V182H216ZM232 180V181H231ZM234 180V181H233ZM42 181V182H41ZM63 181V182H62ZM68 181V182H67ZM134 183H133V182ZM171 181V182H169ZM173 181V182H172ZM175 181V183H174ZM179 181V182H178ZM194 181V182H192ZM225 181V182H224ZM16 182V183H15ZM33 182V183H32ZM116 182V183H115ZM131 182V183H130ZM143 182V184H141ZM147 184H146V183ZM226 182L228 183V187L224 184H226ZM237 184H234V183ZM240 182V183H239ZM187 183V185H186ZM220 183V185L218 184ZM116 184V185H115ZM125 184V185H123ZM132 184V185H131ZM136 184V185H135ZM141 184V185H140ZM145 184V185H144ZM174 186H172V185ZM177 184V185H176ZM180 186H179V185ZM183 184V185H182ZM232 186L231 188L229 187ZM234 184V185H233ZM2 184L0 183V186ZM37 185V186H36ZM43 187H42V186ZM115 185V186H114ZM120 186V188L118 189V187ZM171 185V187H170ZM195 185V186H193ZM224 185V186H223ZM237 185V186H236ZM3 186V185H2ZM1 186V187H2ZM138 186H141V190L140 187L138 188ZM168 186V185H167ZM179 188H177V187ZM186 186V187H185ZM188 186V187H187ZM191 189H190V187ZM219 186V187H218ZM35 187V188H34ZM116 187V188H115ZM124 187V188H123ZM127 187V189H126ZM145 187V188H144ZM234 187V188H233ZM239 187V188H238ZM30 188V189H29ZM182 188V189H181ZM184 188V189H183ZM196 188V189H195ZM225 188V189H224ZM230 188V189H229ZM105 189H107L108 191H106ZM121 189V190H120ZM124 189V191L122 190ZM126 189V190H125ZM138 189V190H137ZM174 189V190H172ZM176 189V191H175ZM182 190V194L179 190ZM189 189V190H188ZM220 189V190H219ZM137 190V191H135ZM148 190V191H147ZM191 190V191H190ZM199 190V191H198ZM227 190V191H226ZM229 190V192H228ZM233 191L231 193V191ZM110 191V192H109ZM114 191V192H112ZM130 191V192H129ZM185 191V192H183ZM225 191V192H224ZM235 191V192H234ZM120 192V193H119ZM140 194H139V193ZM145 192V193H144ZM174 192V193H173ZM178 192V193H177ZM180 192V193H179ZM188 194H187V193ZM225 193L224 196L222 197L221 193ZM229 193L227 196V193ZM117 193V194H116ZM125 193V194H124ZM128 193V195H127ZM190 193V194H189ZM238 193V194H237ZM105 194L106 196H108V198H105ZM109 194V195H108ZM145 194V195H144ZM194 194V195H193ZM234 194V195H233ZM111 195V196H110ZM137 195H139L138 197L141 198L139 199L137 197ZM148 195V196H146ZM187 195H190L187 197ZM200 198H195L197 196ZM201 195V196H199ZM114 196V197H113ZM123 198H122V197ZM127 200H130L131 205L133 208V210H131V212H128L125 209V198ZM128 196V197H127ZM194 196V197H193ZM119 197V198H118ZM133 197H134V201H133ZM175 197V198H174ZM183 197V198H184ZM192 197V198H191ZM201 197L203 198V200L201 199ZM110 198V199H109ZM112 198H115L114 202L112 200ZM145 198V199H144ZM195 198V199H194ZM236 198V199H235ZM108 199L110 201H108ZM119 199V200H117ZM121 199V200H120ZM148 199V201H147ZM182 199V198H180ZM192 199V200H191ZM233 199V200H232ZM112 200V201H111ZM119 203H117L116 202ZM124 200V201H123ZM141 201V204H139V202ZM146 202H145V201ZM189 200V201H188ZM227 200V201H226ZM122 201V202H121ZM144 201V202H143ZM154 201V200H153ZM152 201V202H153ZM192 201V202H191ZM195 201V202H194ZM201 203H200V202ZM231 201V202H230ZM111 202V203H110ZM136 204H135V203ZM1 203V202H0ZM113 203V204H112ZM117 203V204H116ZM148 203V204H147ZM173 203V205L171 204ZM197 204L196 205H192V204ZM231 203L234 205L231 206ZM123 210H121V207ZM138 204V205H137ZM144 204V205H143ZM188 204V205H187ZM200 204V205H199ZM230 204V205H229ZM113 205V206H112ZM118 205V207H117ZM147 205V206H146ZM151 205V206H150ZM153 205V206H152ZM171 205V206H169ZM0 209H6L7 205L2 206V203L0 204ZM110 208H109V207ZM112 206V207H111ZM150 206V207H149ZM191 206V207H190ZM108 207V209H107ZM117 207V208H115ZM124 207V208H123ZM137 207V208H136ZM144 207V209H143ZM149 207V208H148ZM152 207V209H151ZM154 207V208H153ZM170 207V208H169ZM172 207V208H171ZM237 208V209H235ZM93 209H95L92 213L91 211V215H92V219H91V223L92 224H97V221L94 220L95 216L97 215L96 213V206L95 208L93 207ZM107 209V210H105ZM115 209V210H114ZM119 210L117 212V210ZM141 210L140 212L138 211H134V210ZM147 209V210H146ZM151 209V210H150ZM231 209V210H229ZM109 210H112V212H110ZM114 210V212H113ZM156 210V211H155ZM171 210V211H169ZM122 211V212H121ZM134 211V212H133ZM149 211L151 212V214H148ZM167 211V214H163ZM110 212V213H109ZM124 212V213H123ZM146 212V213H143ZM170 212V213H169ZM232 212V213H231ZM123 213V214H121ZM128 213H130L128 215ZM134 213V214H132ZM231 213V214H230ZM113 214V215H112ZM162 216H160V215ZM199 217H201V212L197 213ZM111 217H110V216ZM135 215V219L134 216ZM138 215V216H136ZM146 215V216H145ZM155 215V218H153ZM124 216V217H123ZM129 216V217H128ZM144 216V217H143ZM150 216H152L150 218ZM159 216V217H158ZM168 218H165V217ZM228 216V217H227ZM232 216V217H231ZM113 217V218H112ZM117 217V218H116ZM128 217V218H127ZM162 217V218H160ZM189 217V216H188ZM126 218V219H125ZM131 218H133L131 220ZM150 218V220H149ZM158 218V219H157ZM231 218V221H230ZM128 219V221H127ZM143 219V220H141ZM152 219H154V222H152ZM158 221H157V220ZM165 221H164V220ZM131 220V221H130ZM187 220V219H186ZM234 222H233V221ZM148 221V222H147ZM162 221V222H161ZM220 221V224L218 225ZM228 221V222H227ZM94 222V223H93ZM96 222V223H95ZM149 222L154 223V225ZM159 222V224L162 226L157 225ZM161 222V223H160ZM226 222V223H225ZM156 223V224H155ZM162 223H166L164 227V224ZM217 223V224H216ZM234 223V224H233ZM236 223V225H235ZM148 224V226H147ZM146 225V226H145ZM153 225V226H152ZM214 225V226H213ZM216 225V226H215ZM224 225V226H222ZM230 225V226H229ZM233 225V228H232ZM256 226V227H255ZM258 225H254V230H256V228ZM146 227L148 229H146ZM152 227V228H151ZM228 227V229H227ZM165 228V229H163ZM211 228V229H210ZM236 228V229H235ZM168 229V230H167ZM234 229V230H233ZM153 231V232H152ZM166 231V232H165ZM168 231V234H167ZM225 231V232H224ZM227 231V232H226ZM145 234H143V233ZM149 234H148V233ZM156 232V233H155ZM152 233V234H151ZM227 233V234H226ZM143 234V236H142ZM229 234V235H228ZM94 234H92L93 236ZM147 235V237H146ZM151 235V237H150ZM169 235V236H168ZM91 236V235H90ZM168 236V237H167ZM172 236V237H171ZM259 236L261 238L262 234L259 233ZM143 237V238H142ZM171 238V239H170ZM229 238V239H228ZM109 239V238H108ZM107 239V240H108ZM140 239H143V242H140ZM147 239V240H146ZM151 239V240H150ZM156 239V240H155ZM158 239H160V243L156 242ZM162 239V240H161ZM170 239V240H168ZM104 245H108L106 239L103 237L102 238ZM165 240V241H164ZM224 240V241H223ZM173 241L174 244H171ZM153 242H156L153 244ZM162 242V244H161ZM168 244H166V243ZM171 242V243H170ZM135 243V244H134ZM141 243V244H140ZM182 245L183 248H180V245ZM144 244V245H143ZM161 244V245H160ZM141 245V246H140ZM147 245V248H146ZM151 245V246H150ZM154 245V246H153ZM158 245V246H157ZM160 245V246H159ZM173 245V247H172ZM264 245V243H263ZM114 246V247H113ZM153 246V248H152ZM167 246V247H166ZM175 246H179L178 248ZM181 246V247H182ZM117 249H116V248ZM134 247V248H133ZM145 247V248H144ZM151 250H150V248ZM166 247V248H165ZM226 247V248H225ZM149 248V250H148ZM157 248V249H155ZM160 248V249H159ZM162 248V249H161ZM171 248V249H170ZM173 248V249H172ZM175 248V249H174ZM264 248V247H263ZM113 249V252H112ZM156 251H154V250ZM223 249H228L227 252H225V250ZM126 250L127 253H125L124 251ZM137 250V251H136ZM160 250V251H159ZM223 250V251H222ZM250 250V251H249ZM264 250V249H263ZM131 251V252H130ZM134 251V252H133ZM145 251V252H144ZM151 253H149V252ZM153 251V252H152ZM168 251V252H167ZM173 251V252H172ZM220 251V252H219ZM248 251V255L246 254ZM257 251V250H256ZM120 252V253H119ZM142 252V253H141ZM224 252V256L222 255ZM246 252V253H245ZM119 255H117V254ZM138 253V254H137ZM156 253V254H155ZM163 253V254H162ZM166 253V254H165ZM172 253V254H171ZM181 253V255L179 254ZM218 253V254H217ZM121 254V255H120ZM131 254V256L129 255ZM136 254V255H135ZM147 254V255H146ZM162 254V255H161ZM191 254V255H190ZM247 256L245 258V255ZM250 254V256H249ZM169 255V256H168ZM120 256V257H119ZM151 256V259H150ZM155 256V257H154ZM161 256V257H160ZM165 259H164V257ZM219 256V257H217ZM221 259L219 261L218 258ZM124 259H122V258ZM130 257V258H129ZM133 259H132V258ZM171 259H170V258ZM183 257V258H182ZM186 257V258H185ZM192 257V258H191ZM196 259H195V258ZM255 257V258H254ZM257 257V258H256ZM115 258V259H114ZM156 258V259H155ZM175 258V259H174ZM178 258V259H177ZM190 258V259H189ZM259 258V259H258ZM119 259V260H118ZM122 259V260H121ZM132 259V261H131ZM135 259V260H134ZM154 259V260H153ZM184 259V260H183ZM192 259V260H191ZM194 259V260H193ZM211 261H210V260ZM223 259V260H222ZM239 259V261H238ZM246 259V260H245ZM256 261H255V260ZM163 260V261H161ZM166 260V261H165ZM174 260V262H173ZM234 260V261H233ZM237 260V261H236ZM245 262H244V261ZM253 260V261H252ZM258 260V261H257ZM261 260V261H260ZM120 261V262H119ZM128 261V262H127ZM158 261V262H157ZM169 261V262H168ZM202 261V262H201ZM233 261V262H232ZM124 262V263H123ZM160 262V263H159ZM206 262V263H205ZM221 262V263H220ZM241 262V263H240ZM243 262V263H242ZM251 262V263H250Z\"/></svg>",
	"mask_w": 264,
	"mask_h": 264
},
{
	"label": "bare ground",
	"instance_id": "bare-ground-1",
	"mask_svg": "<svg viewBox=\"0 0 264 264\" xmlns=\"http://www.w3.org/2000/svg\"><path fill=\"white\" fill-rule=\"evenodd\" d=\"M120 1V0H119ZM130 1V0H129ZM176 1V0H175ZM193 1V0H192ZM199 1V0H198ZM213 4V6L218 9V10H223L224 12L225 11H233V12H237L239 11L240 12V5L239 4L240 2L243 4H245V7L248 6L250 8L253 9V12L255 13L257 10L255 9H258L260 8L261 4L264 2V1H259L258 0H210ZM124 2V0H123ZM122 4H124L125 6H128L125 4V2ZM128 2V0L126 1ZM131 5L129 6V8L126 10V13L130 12L129 15L131 13H135L137 14V20L139 22V25L140 23H148L149 22V18H148V12H147V8H149L148 6L152 4V6L155 4V5H158L160 3V0H142V1H138V0H134V1H131ZM167 2V1H165ZM177 2V1H176ZM175 2V3H176ZM183 2V1H181ZM194 2V1H193ZM206 2V1H204ZM208 2V1H207ZM206 2V3H207ZM169 3V2H168ZM261 3V4H260ZM115 4V3H114ZM173 4V3H172ZM171 4V5H172ZM179 4V3H178ZM211 4V5H212ZM110 5V4H109ZM108 5V6H109ZM116 5V4H115ZM174 5V4H173ZM241 5V6H242ZM264 5V3H263ZM159 6V5H158ZM170 6V4H169ZM175 6V5H174ZM173 6V7H174ZM123 7V6H122ZM161 8L163 6H160ZM159 7V8H160ZM172 7V8H173ZM176 7V6H175ZM205 7V6H204ZM211 7V6H210ZM164 8V7H163ZM240 8V9H239ZM244 8V7H243ZM116 9V8H115ZM155 9V8H154ZM169 9V8H168ZM207 9H208V6H207ZM248 9V8H247ZM110 10V8H109ZM123 10V9H122ZM158 10V9H157ZM177 10V9H176ZM175 10V11H176ZM185 10V9H184ZM204 10V9H203ZM206 10V9H205ZM204 10V11H205ZM217 10V11H218ZM251 10V9H250ZM249 10V11H250ZM260 10V9H259ZM263 10V8H262ZM158 11H161L158 10ZM172 11V10H171ZM198 11V10H197ZM207 11V10H206ZM210 11V10H209ZM120 12V11H119ZM147 12V13H146ZM156 12V11H155ZM177 12V11H176ZM186 12V11H185ZM183 12V13H185ZM242 12V10H241ZM247 12V10H246ZM252 10H251V13L253 14ZM258 12V11H257ZM112 13V12H110ZM109 13V14H110ZM123 13V12H122ZM159 13V12H158ZM165 13V12H164ZM173 13V12H172ZM205 13V12H204ZM209 13V12H208ZM213 13V11H212ZM216 13V11H215ZM213 13V14H215ZM231 13V12H230ZM238 13V12H237ZM249 13V12H248ZM262 13V12H261ZM259 13V14H261ZM119 14V13H118ZM150 14V13H149ZM154 14V13H153ZM156 14V13H155ZM154 14V15H155ZM162 14V13H161ZM171 14V13H170ZM192 14V13H191ZM207 14V13H206ZM244 14V13H243ZM251 14V15H252ZM112 16L114 14H111ZM117 15V14H116ZM115 15V16H116ZM160 15V14H159ZM180 15V14H179ZM211 15V14H210ZM242 15V13H241ZM240 15V16H241ZM248 15V14H247ZM118 16V15H117ZM125 16V15H124ZM173 16V15H172ZM176 16V14H175ZM213 16V15H212ZM215 16V15H214ZM243 16V15H242ZM264 16V14H263ZM111 17V16H110ZM156 17V15H155ZM165 17V15H164ZM182 17V16H181ZM250 17V16H249ZM261 17V16H260ZM170 18V17H168ZM172 18V17H171ZM170 18V19H171ZM183 18V17H182ZM208 18V17H206ZM214 18V17H213ZM219 18V17H218ZM254 18V17H253ZM262 18V17H261ZM111 19V18H110ZM109 19V21H110ZM114 19V18H113ZM132 19V18H130ZM167 19V17L165 18ZM194 19V18H193ZM220 19V18H219ZM256 19V18H255ZM123 20V19H122ZM157 20V19H156ZM162 20V19H161ZM172 20V19H171ZM180 20V18H179ZM189 20V18L187 19ZM200 20V19H199ZM221 20V19H220ZM225 20V19H224ZM227 20V19H226ZM251 20V19H250ZM254 20V19H253ZM264 20V18H263ZM132 21V20H131ZM169 21V20H168ZM210 21V20H209ZM229 21V20H228ZM252 21V20H251ZM251 21L249 22V24L251 23ZM108 22V21H107ZM113 22V21H112ZM156 22V21H155ZM162 22V21H161ZM178 22V20H177ZM190 22V21H189ZM199 22V21H198ZM206 22V21H205ZM225 22V21H224ZM257 22V21H256ZM259 23L255 24L254 22V26H252V24H250L251 26H248V27H251L250 30H249V37L251 39V41H253V47H257L259 48H262L264 46V21H258ZM146 23V24H147ZM151 23V22H149ZM169 23V22H168ZM211 23V22H210ZM218 23V22H217ZM232 23V22H231ZM239 23V22H238ZM104 24V22H103ZM118 24V23H117ZM142 24V25H143ZM165 24V22L163 23ZM162 24V25H163ZM174 24V23H173ZM176 24V23H175ZM179 24V23H178ZM187 24V23H186ZM191 24V23H190ZM194 24V23H193ZM203 24V22H202ZM215 24V23H214ZM236 24V22H235ZM122 25V24H121ZM125 25V24H124ZM138 25V26H139ZM151 25V24H150ZM153 25V24H152ZM157 25V24H156ZM195 25V24H194ZM209 25V24H208ZM225 25V24H224ZM232 25V24H230ZM237 25V24H236ZM248 25V24H247ZM103 26V25H102ZM113 26V25H111ZM120 26V25H119ZM131 26V25H130ZM133 26V25H132ZM207 26V24H206ZM217 26V25H216ZM234 26V25H233ZM121 27V26H120ZM134 27V26H133ZM163 27V26H162ZM161 27V28H162ZM165 27V26H164ZM167 27V26H166ZM177 27V26H176ZM189 27H192V26H189ZM203 27V26H202ZM219 27V26H218ZM222 27V26H221ZM220 27V28H221ZM232 27V26H231ZM236 27V26H234ZM238 27V26H237ZM107 28V27H106ZM112 28V27H111ZM142 28V27H141ZM156 28V26H155ZM160 26H159V29H161ZM170 28V27H169ZM179 28V26H178ZM194 28V27H193ZM227 28V27H224V29ZM245 28V27H244ZM116 29V28H115ZM118 29V28H117ZM116 29V30H117ZM130 29V28H129ZM129 29H122L124 31H126L127 33V39L126 41H128L130 44L134 45L133 47V52H131V55L134 56V57H140V56H143L145 55V58H146V46L145 47H142L140 44H138L137 40H136V37L134 36L133 33H135L134 31H131ZM150 29V28H149ZM158 29V28H157ZM165 29V28H164ZM182 29V28H181ZM190 28H188L189 30ZM207 29V28H206ZM224 29H221V30H224ZM229 29V28H228ZM227 29V30H228ZM236 29V28H235ZM243 29V28H242ZM249 29V28H248ZM108 30V28H107ZM119 30V29H118ZM139 30V29H138ZM166 30V29H165ZM172 30V29H171ZM174 30V29H173ZM172 30V32H173ZM184 30V29H183ZM191 30V29H190ZM218 29H214L212 27H209L207 29V34H209L211 37H212V42L210 45H208L211 49H208L207 47H205V49H200L199 53H188V52H185L183 54V61L186 62V64L188 65V70L190 69H196V66L195 65H198L196 64L198 62V57L200 59V56L202 59H206L209 55H211L213 52H212V48L214 49H217L214 51H217L218 53V57L221 58V64L219 67L218 64L217 67L215 70L211 67V69H213V71H207L209 68L206 66V68H208L207 70L203 69L206 74L203 73L202 71V78L204 79V81L207 83L208 80H217V82L219 81V83L222 84L223 87H226L228 85V81L232 78H239V75L240 73L242 74V71H243V68H244V55L242 54L241 52V48L243 47V41H241V38L235 33L234 34V37H232L231 39H228L223 37L222 35L223 34H220L218 31ZM111 31V30H110ZM115 31V30H114ZM137 31V30H135ZM150 31L152 32L151 35L155 36V38H157V30L155 29H150ZM149 31V32H150ZM169 31V29L167 30ZM165 31V32H167ZM199 31V30H197ZM203 31V30H202ZM235 31V30H234ZM245 31V29H244ZM121 32V30L119 31ZM146 32V31H145ZM148 32V33H149ZM164 32V31H163ZM170 32V31H169ZM168 32V33H169ZM185 32V31H184ZM224 32V31H223ZM233 32V31H232ZM243 32V31H242ZM248 32V31H247ZM162 33V31H161ZM167 33V34H168ZM177 33V32H176ZM204 34V31L202 32ZM222 33V32H221ZM241 33V32H239ZM244 33V32H243ZM241 33V34H243ZM125 34V35H126ZM138 34V33H137ZM150 34V33H149ZM164 34V33H163ZM166 34V33H165ZM166 34V35H167ZM180 34V33H179ZM188 34L190 36L193 37H197L198 36V33L195 31H189ZM228 34V33H227ZM245 34V33H244ZM118 35V34H117ZM177 35V34H176ZM174 35V36H176ZM188 35V36H189ZM206 35V33H205ZM232 35V34H231ZM146 36V35H145ZM148 36V35H147ZM146 36V37H147ZM150 36V35H149ZM161 36V35H160ZM165 36V35H163ZM171 36V35H170ZM169 36V37H170ZM173 36V34H172ZM184 36V35H183ZM202 36V35H201ZM227 36V35H226ZM230 36V35H228ZM242 36V35H241ZM76 37V36H75ZM142 37V36H141ZM168 39H172L169 38ZM210 37V38H211ZM82 38V37H81ZM121 38V37H120ZM163 38V37H162ZM161 38V39H162ZM166 38V37H165ZM175 38V37H174ZM204 38V37H203ZM76 39V38H75ZM79 39V38H78ZM142 39V38H141ZM146 39V38H144ZM150 39V38H149ZM148 39V41H149ZM162 42H165L163 40H161ZM164 39V38H163ZM168 39H165L169 42ZM176 39V38H175ZM182 39V38H181ZM197 39V38H196ZM243 39V37H242ZM249 39V40H250ZM121 40V39H120ZM143 40V39H142ZM156 40V39H155ZM186 40V39H185ZM247 40V39H246ZM245 40V41H246ZM77 41V40H76ZM125 41V39H124ZM123 41V42H124ZM172 41V40H171ZM178 41V39H177ZM183 41V40H182ZM189 41V40H188ZM193 41V40H192ZM197 41H199L197 39ZM249 41V42H251ZM71 42V41H70ZM75 42V41H73ZM152 42V41H151ZM208 42V41H207ZM235 46V49H231V47H227L228 49L230 48L231 50L228 51L227 49H225V45L231 43ZM122 43V42H121ZM145 43V42H144ZM170 43V42H169ZM175 43H178L175 41ZM192 43V42H190ZM200 43V42H199ZM245 43V42H244ZM252 43V42H251ZM123 44V43H122ZM125 44V43H124ZM127 44V43H126ZM148 44V43H147ZM153 44V43H152ZM156 44V43H155ZM163 44V43H161ZM173 44V43H172ZM186 44V43H185ZM198 44V43H197ZM246 44V43H245ZM131 45V46H132ZM157 45V44H156ZM155 45V46H156ZM175 45V44H174ZM173 45V46H174ZM177 45V44H176ZM175 45V46H176ZM201 45V44H200ZM121 46V45H120ZM158 46V45H157ZM172 46V47H173ZM179 46V45H178ZM181 46V45H180ZM233 46V47H234ZM250 46V45H249ZM247 46V47H249ZM68 47V46H66ZM70 47V46H69ZM104 47V46H103ZM119 47V45H118ZM149 47V46H148ZM151 47V45H150ZM149 47V48H150ZM183 47H186L183 46ZM182 47V48H183ZM200 47V46H199ZM225 47V48H224ZM232 47V48H233ZM80 48V47H79ZM127 48V47H126ZM148 48V49H149ZM177 48V47H176ZM190 48V47H189ZM198 48V47H197ZM196 48V49H197ZM67 51H68V48H66ZM64 49V51L66 50ZM72 49V47H71ZM74 49V48H73ZM83 49V48H82ZM101 49V48H100ZM161 49V48H160ZM158 48H154L152 47L151 49H149L151 52L149 55V58L148 60H143L142 58H140L141 60H143V62L141 64L142 65V72L144 73L145 76H150L152 74H154L156 76V83H155V86H152L150 87L149 85H145L144 86V89H143V97L141 98V96H139V98H141V102L143 101V103L147 106L150 107V111L149 112H146V113H142L138 116H136L134 118L130 117L129 115H127L128 117H130L132 120L134 119L135 120V125H136V141H141V140H144V139H147L149 138L150 140V143H152L156 148H159L161 150V152L163 154H168L169 155V159H171L170 161H175V157L176 158H179L177 157L178 155L180 156V158H182V160H184L186 163V161H188L189 163H191L192 161L196 160L197 159V156L196 155V152L198 151L196 148L197 146L199 145H196L198 142L200 143V139H202L203 137L205 138H208L209 139V132L206 131V128H204V124H201V122L197 121L196 117H193V113H192V110L194 109V112L197 111V110H201L200 108H202L204 106V102H206L204 100V95L205 93L202 92V88H196L195 86L197 85V83H195L194 80H192L190 78V75L191 74H187L185 77H183V84H181V86L178 88V93L177 91L174 92L172 95H165L162 90L161 91H158L157 89H159V87H161V85L164 83L163 81L166 79L165 76H167L168 78H170L171 80H168L170 81L169 83H172V87H173V84H176L177 81H176V75L177 74L175 71L178 69V64L175 63V61L177 60H174V61H169V60H165V58L163 57V51L160 50ZM163 49V48H162ZM174 49V48H173ZM185 49V48H184ZM225 49V50H223ZM248 49V48H247ZM78 49L75 50V52L77 51ZM125 50V49H123ZM130 50V49H129ZM132 50V49H131ZM170 50V49H169ZM176 50V49H175ZM182 50V49H181ZM188 50H191V49H188ZM198 50V49H197ZM227 50V51H226ZM243 50V49H242ZM246 50V49H245ZM250 50V49H249ZM248 50V53L250 52ZM80 51V50H79ZM82 51V50H81ZM101 51V50H99ZM184 51V50H183ZM257 51V50H256ZM97 52V51H96ZM104 52V51H103ZM129 52V51H127ZM178 52V50H177ZM190 52V51H189ZM197 52V51H196ZM244 52V51H243ZM252 52L254 53L255 51L252 50ZM251 52V53H252ZM261 52V51H260ZM263 52H264V49H263ZM71 52H69L70 54ZM73 53V52H72ZM78 53V52H77ZM121 53V52H120ZM170 53V52H169ZM175 53V52H174ZM257 53V52H256ZM79 54V53H78ZM98 54V52H97ZM149 54V52H148ZM216 54V53H214ZM83 55V54H82ZM85 55V53H84ZM87 55V54H86ZM89 55V54H88ZM92 55V54H91ZM110 55V54H109ZM168 55V54H167ZM178 55V54H177ZM252 55V54H251ZM249 54V56H251ZM254 56V55H253ZM76 57H77V54H76ZM89 57V56H88ZM96 58V56H93ZM92 57V59H93ZM101 57V56H100ZM103 57V55H102ZM105 57V56H104ZM110 57V56H108ZM129 57H131L129 55ZM177 57V56H176ZM217 57V59H219ZM72 58V57H71ZM83 59V57H81ZM85 58V57H84ZM116 58V57H115ZM124 58V57H123ZM127 58V57H126ZM144 58V57H143ZM170 58V57H169ZM178 58V57H177ZM216 57L213 58L212 62L215 61ZM247 59V56L245 57ZM173 59V58H172ZM215 59V60H214ZM88 60V59H87ZM90 60V59H89ZM98 60V59H97ZM102 60V59H101ZM114 60V59H113ZM125 60V59H124ZM129 60V59H128ZM127 60V61H128ZM133 60V59H132ZM211 60V59H210ZM254 60V59H253ZM86 61V60H85ZM94 62V60H91ZM203 61V60H202ZM218 60H216L217 62ZM92 62V63H93ZM99 62V61H98ZM106 62V61H105ZM113 62V61H112ZM116 62V61H115ZM131 62V61H130ZM140 62V61H139ZM138 62V63H139ZM205 62V60H204ZM250 62V61H249ZM88 63V62H86ZM124 63V62H123ZM137 63V62H136ZM151 63V64H150ZM210 63V61H209ZM208 63V64H209ZM251 63V62H250ZM97 64V63H96ZM95 64V65H96ZM109 64V63H107ZM122 64V63H121ZM128 64V63H126ZM204 64V63H203ZM207 64V63H206ZM216 64V63H215ZM249 64V63H248ZM86 65V64H85ZM90 65V64H89ZM94 65V64H93ZM99 66L101 64H98ZM102 65H103V62H102ZM101 65V68H104L102 67ZM132 65V64H131ZM181 65V64H180ZM183 65V64H182ZM185 65V64H184ZM201 65V64H200ZM212 65V63H211ZM247 65V64H246ZM246 65H245V68H246ZM88 66V65H86ZM109 66V65H108ZM123 66V65H122ZM125 66V65H124ZM133 66V65H132ZM136 66V65H135ZM141 66V65H139ZM205 66V64H204ZM203 66V67H204ZM210 66V65H209ZM248 66V65H247ZM91 67V66H90ZM97 67V65H96ZM107 67V66H106ZM110 67V66H109ZM113 67V66H112ZM111 67V68H112ZM118 67V66H116ZM131 67V66H130ZM198 67V66H197ZM201 67V66H200ZM214 67V66H213ZM100 68V67H99ZM123 68V67H122ZM186 68V66H185ZM184 68V69H185ZM262 68V67H261ZM75 69V68H74ZM90 69V68H88ZM87 69V70H88ZM114 69V67H113ZM131 69V68H130ZM137 69V68H136ZM139 69V68H138ZM137 69V70H138ZM198 69V68H197ZM196 69V71H197ZM108 70V69H107ZM128 70V69H127ZM182 70V69H181ZM199 70V69H198ZM260 70V69H259ZM56 71V70H55ZM89 71V70H88ZM114 71V70H113ZM118 71V70H117ZM185 71V70H184ZM183 71V72H184ZM192 71V70H191ZM200 71V70H199ZM246 71V70H245ZM261 71V70H260ZM57 72V71H56ZM92 72V70H91ZM95 72V71H94ZM107 72V71H106ZM112 72V71H111ZM178 72V71H177ZM201 72V71H200ZM75 73V72H74ZM126 72L124 71V74ZM187 73V72H185ZM192 75L194 74V72H191ZM196 73H199V72H196ZM244 73V71H243ZM84 74V73H83ZM87 74V72H86ZM97 74V73H96ZM134 74V73H133ZM132 74V75H133ZM136 74V73H135ZM134 74V75H135ZM184 74V73H183ZM204 74V75H203ZM245 74V73H244ZM68 75V73H67ZM70 75V73H69ZM68 75V76H69ZM113 75V74H112ZM115 75V74H114ZM130 75V74H128ZM133 75V76H134ZM178 75H180L178 73ZM196 75V74H195ZM200 75V73L198 74ZM243 75V74H242ZM241 75V76H242ZM50 76V75H49ZM61 76V75H60ZM71 76V75H70ZM69 76V77H70ZM105 76V74H104ZM108 76V75H107ZM110 76V75H109ZM116 76V75H115ZM125 76V75H124ZM154 76V77H155ZM184 76V75H183ZM201 76L199 78H201ZM243 76H246V75H243ZM263 77V75H261ZM73 77V76H71ZM78 77V76H77ZM76 77V78H77ZM82 77V76H81ZM113 77V76H111ZM151 77V76H150ZM180 77V76H179ZM194 77V76H193ZM59 78V77H57ZM65 78V77H64ZM93 78V77H92ZM95 78V77H94ZM104 78V77H103ZM100 80V82H97V85L99 83V86L96 88H94L96 91L95 92H106V96H107V93H110L108 92L109 90L111 89H114L116 87V84H114V82H112L113 80H108L107 78L106 79H103ZM127 78V77H126ZM198 78V79H199ZM201 78V79H202ZM52 79V78H51ZM81 79V78H80ZM83 79V78H82ZM87 79V78H86ZM111 79V78H110ZM135 79V78H134ZM149 79V78H148ZM194 79V78H193ZM202 79V80H203ZM245 79V78H244ZM66 80V79H65ZM72 80V79H71ZM98 80V79H96ZM144 80V79H143ZM142 80V81H143ZM150 80V79H149ZM152 80V79H151ZM200 80V79H199ZM243 80V79H241ZM49 81V80H48ZM68 80H66L67 82ZM78 81V80H77ZM76 79H75V82L77 83ZM91 81V80H90ZM95 81V80H94ZM117 81V80H116ZM129 81V80H128ZM133 83H134V80H132ZM131 81V83H132ZM194 81V82H193ZM237 81V80H236ZM240 81V80H239ZM237 81V82H239ZM244 81V80H243ZM65 82V81H64ZM72 82V81H71ZM74 82V81H73ZM88 82V81H87ZM118 82V81H117ZM120 82V81H119ZM118 82V84H120ZM127 82V80H126ZM138 82V81H136ZM147 82V81H146ZM154 82V81H152ZM230 82V81H229ZM242 82V81H241ZM54 83V82H53ZM52 83V84H53ZM132 83V84H133ZM166 83V82H165ZM194 83L196 85H194ZM209 83V81H208ZM236 83V82H234ZM233 83V84H234ZM57 85L56 81L54 83V85ZM93 84V83H92ZM135 84V83H134ZM139 84V83H138ZM180 84V83H179ZM205 84V83H203ZM212 84V83H211ZM217 84V83H216ZM151 85H153L151 83ZM201 85V84H200ZM239 85V84H237ZM51 86V85H50ZM53 86V85H52ZM58 86V85H57ZM60 86V84H59ZM68 86V85H67ZM71 86V85H69ZM72 86H74L72 84ZM77 86V85H76ZM88 84L83 80V82L79 83V89L81 88H85L87 87ZM121 86V85H120ZM138 86V85H137ZM166 86V85H165ZM176 86V85H175ZM75 87V86H74ZM94 87V86H93ZM119 87V86H118ZM116 87V88H118ZM124 87V85L122 86ZM129 87V86H128ZM154 87V88H153ZM164 87V85H163ZM162 87V89H163ZM170 87V86H169ZM217 87V86H216ZM56 88V87H55ZM68 88V87H67ZM66 88V89H67ZM73 88V87H72ZM136 88V87H135ZM135 88H132L133 90ZM141 88V86H140ZM206 88V86H205ZM210 88V87H209ZM221 88V86H220ZM63 89V88H62ZM74 89V88H73ZM174 89V88H172ZM207 89V88H206ZM211 89V88H210ZM215 89V88H214ZM227 89V88H226ZM225 89V90H226ZM237 89V88H236ZM65 90V89H64ZM90 90V89H89ZM93 90V89H92ZM91 90V91H92ZM100 90H103V91H100ZM128 90V89H127ZM130 90V89H129ZM209 90V89H208ZM223 90V89H222ZM235 90V89H234ZM73 91V90H72ZM75 91V90H74ZM80 91V90H78ZM84 91V90H83ZM115 91V90H114ZM131 91V90H130ZM140 91V90H139ZM142 91V90H141ZM167 91V89H166ZM173 91V90H172ZM212 91V90H210ZM209 91V93H210ZM224 91V90H223ZM227 91V90H226ZM58 92V91H57ZM60 92V91H59ZM67 92V91H66ZM112 92V91H111ZM118 92V91H117ZM123 92V91H122ZM168 92V91H167ZM206 92V91H205ZM218 92V91H217ZM222 92V91H221ZM61 93V92H60ZM64 93V92H63ZM69 93V92H67ZM88 93V92H87ZM121 93V92H120ZM138 93V92H137ZM230 93V92H229ZM75 94V93H73ZM78 94V93H77ZM76 94V95H77ZM89 94V93H88ZM92 94V92H91ZM98 94V93H97ZM111 94V93H110ZM167 94V93H166ZM170 94V93H169ZM211 94V93H210ZM228 94V93H227ZM226 94V95H227ZM19 95V94H18ZM79 95V94H78ZM81 95V94H80ZM94 95V94H93ZM92 95V96H93ZM101 96V94H99ZM131 95V93H130ZM130 95L128 93L125 94V96L127 98H130ZM209 95V94H208ZM207 95V96H208ZM212 95V94H211ZM218 95V94H216ZM215 95V96H216ZM220 95V94H219ZM222 95L223 92H222ZM221 95V96H222ZM13 96V94H12ZM17 96V95H16ZM53 96H55L53 94ZM64 96V95H63ZM68 96V95H67ZM87 96V95H86ZM98 96V95H97ZM104 96V95H103ZM104 96V97H106ZM65 97V96H64ZM72 97V95H71ZM75 97V96H74ZM78 97V96H77ZM116 97H119L120 98V94L119 96L116 95ZM114 97V98H116ZM123 96L121 95V98ZM132 97V96H131ZM135 97H136V94H135ZM133 97V99L135 98ZM223 97V96H222ZM17 98V97H16ZM20 98V97H19ZM59 98V96H58ZM62 98V97H61ZM76 98V97H75ZM91 98V97H90ZM96 98V97H95ZM98 98V97H97ZM103 98V97H101ZM108 98V97H107ZM113 98V97H112ZM124 98V97H123ZM208 98V97H207ZM206 98V99H207ZM215 98V97H214ZM213 98V100H214ZM65 99V98H64ZM69 99V98H68ZM82 99V98H81ZM210 99V98H209ZM218 99V98H217ZM225 99V98H224ZM18 100V98H17ZM55 100V99H53ZM107 102H111V100L106 99ZM105 100V101H106ZM109 100V101H108ZM121 100V99H120ZM123 100V99H122ZM211 100H212V97H211ZM222 100V99H221ZM56 102L57 99L55 100ZM60 101V100H59ZM82 101V100H81ZM95 101V100H94ZM100 101V100H99ZM137 101H139L137 99ZM208 101V99H207ZM216 101V100H215ZM220 101V99H219ZM218 101V102H219ZM62 102H63V99H62ZM72 102V101H71ZM98 102V101H97ZM103 102V101H102ZM105 102V104L107 103ZM113 102V101H112ZM125 102V101H124ZM127 102V101H126ZM130 102V101H129ZM140 102V101H139ZM209 102V101H208ZM59 103V102H58ZM101 103V102H100ZM114 103V102H113ZM112 103V104H113ZM211 103V102H210ZM212 103H216V102H212ZM211 103V104H212ZM221 103V101H220ZM1 105H3V103H0ZM80 104V103H79ZM88 104V103H87ZM93 104V103H92ZM109 105L110 106H112ZM118 104V103H116ZM121 104V103H120ZM131 104V103H130ZM139 104H142V103H139ZM207 104V102H206ZM45 105V104H44ZM84 105V104H83ZM82 105V107H83ZM89 105V104H88ZM91 105V103H90ZM96 105V104H95ZM108 105V104H107ZM115 105V104H114ZM137 105V104H135ZM145 105H142L141 107L144 109L143 106ZM46 106V105H45ZM80 106V105H79ZM125 106V105H124ZM209 106V105H208ZM4 107V105H3ZM1 107V109L3 108ZM47 107V106H46ZM87 107V106H86ZM97 107V106H96ZM102 107V106H101ZM106 107V106H105ZM104 107V108H105ZM135 107V106H134ZM139 107V106H138ZM140 107V108H141ZM205 107V106H204ZM78 108V109H77ZM88 108V107H87ZM100 108V107H99ZM103 108V107H102ZM114 107L112 106L111 108V111ZM210 108V106H209ZM262 108V107H261ZM6 109V108H5ZM46 109V108H45ZM55 109V108H54ZM77 109V112L79 110V107L76 103H70V102H66V103H63V104H59L58 106H56V109H55V112L60 116V119L63 120V121H68L70 120V116H71V112L72 111H75ZM81 109V108H80ZM95 109V108H94ZM98 109V108H97ZM119 109V108H118ZM124 109V108H123ZM122 109V111H123ZM139 109V108H138ZM146 109V108H145ZM212 109V108H211ZM210 109V110H211ZM91 110V109H89ZM104 110V109H103ZM109 110V109H108ZM108 110L106 109V112L108 114ZM117 110V109H116ZM121 110V109H120ZM203 110V109H202ZM207 110H208V107H207ZM215 110V109H213ZM212 110V111H213ZM46 111V110H45ZM83 111V110H82ZM81 111V113H82ZM109 110V112H111ZM131 111V110H130ZM142 111V110H141ZM144 111V110H143ZM204 111V110H203ZM87 112V111H86ZM104 112V113H106ZM114 112V111H113ZM118 112V110H117ZM121 112V111H120ZM124 112V111H123ZM127 112V111H126ZM133 112V111H131ZM199 112V111H198ZM202 112V111H200ZM199 112V113H200ZM205 112V111H204ZM207 112V111H206ZM211 112V111H210ZM258 112V111H257ZM260 112V111H259ZM89 113V111H88ZM50 114V113H49ZM138 114V113H137ZM198 114V113H197ZM201 114V113H200ZM199 114V115H200ZM258 114V113H257ZM47 115V114H46ZM54 115V113H53ZM76 115V114H75ZM74 117H78L75 116ZM87 115V114H86ZM85 115V116H86ZM89 115V114H88ZM116 115V113H115ZM118 115V114H117ZM116 115V116H117ZM120 115V114H119ZM196 115V114H195ZM255 115V114H254ZM45 116V115H44ZM108 116V115H107ZM55 117V116H54ZM73 117V116H72ZM82 117V116H81ZM110 117V116H109ZM115 117V116H114ZM126 117V116H125ZM255 117V116H254ZM45 118V117H44ZM48 118V117H47ZM95 118V117H94ZM97 118V117H96ZM95 118V119H96ZM104 118V117H103ZM83 119V118H81ZM84 119H87L86 117ZM90 119V118H89ZM88 119V120H89ZM123 119H124V116H123ZM121 119V120H123ZM254 119V118H253ZM257 120H259L258 118H256ZM78 121V119H76ZM87 120V121H88ZM100 120V118L98 119ZM125 120V119H124ZM213 120V119H212ZM210 120V121H212ZM74 121V120H71V122ZM82 121V120H81ZM91 121V120H90ZM114 121V120H113ZM117 121V118L116 120ZM114 121V122H115ZM126 121V120H125ZM127 121H128V118H127ZM126 121V122H127ZM256 121V120H254ZM46 122V121H45ZM44 122V123H45ZM53 130L54 132L57 133H60V129H59V126H58V117L57 119H53ZM75 122V121H74ZM89 122V121H88ZM106 122V121H105ZM110 122V121H109ZM118 122V121H117ZM259 122V121H258ZM41 123V122H40ZM90 123V122H89ZM98 123V122H97ZM214 122H212L211 124H213ZM218 123V122H216ZM226 123V122H225ZM225 123H224V127H225ZM235 123V122H234ZM47 124H50V123H47ZM52 124V123H51ZM78 124V123H77ZM93 124V123H92ZM122 124V123H121ZM126 124V123H125ZM210 124V123H209ZM228 124V122H227ZM42 125V124H41ZM66 125V124H65ZM87 125V123H86ZM94 125V124H93ZM117 125V124H116ZM124 125V124H123ZM216 125V124H215ZM228 125H231V124H228ZM44 126V125H43ZM46 126V125H45ZM49 126V125H48ZM52 126L50 128H52ZM62 126V125H61ZM60 126V128H61ZM68 126V125H67ZM89 126V125H88ZM105 126V125H104ZM131 126V125H130ZM207 126V125H206ZM209 126V125H208ZM227 126V125H226ZM28 127V126H27ZM47 127V126H46ZM69 127V126H68ZM109 127V126H108ZM230 127V126H229ZM228 127V128H229ZM76 128H78L76 126ZM81 128V127H80ZM83 128V127H82ZM102 128V127H101ZM104 128V127H103ZM133 128V127H132ZM214 128V127H213ZM231 128V127H230ZM234 128V126L232 127V129ZM89 129V128H88ZM108 129V128H107ZM115 129V128H114ZM227 129V128H225ZM65 130V129H64ZM133 130V129H132ZM231 130V129H230ZM236 130V129H235ZM14 131V130H12ZM21 131V130H20ZM62 131V130H61ZM73 131V129H72ZM77 131V130H76ZM86 131V130H85ZM90 131V130H89ZM102 131V129L100 130ZM214 131V130H213ZM212 131V134L215 132ZM221 131V130H220ZM10 132V131H9ZM50 132V131H49ZM84 132V131H83ZM92 132V131H91ZM117 132V131H116ZM234 132V131H233ZM236 132V131H235ZM68 133V132H66ZM70 133V132H69ZM73 133V132H72ZM86 133V132H85ZM100 133V132H99ZM209 133V134H207ZM216 134H218V132H215ZM214 133V134H215ZM221 133V132H220ZM219 133V135H220ZM231 133V132H230ZM229 133V134H230ZM10 134V133H9ZM48 134V133H47ZM51 134V133H49ZM88 134V133H87ZM95 134V133H94ZM107 134V133H106ZM116 134V133H115ZM122 134V133H121ZM124 134V133H123ZM228 134V132H227ZM237 134V133H236ZM16 135V134H15ZM60 135V134H59ZM72 135V134H71ZM98 135V134H97ZM224 135V134H223ZM222 135V136H223ZM225 135H226V132H225ZM12 136V133L10 135V137ZM14 136V134H13ZM18 136V135H17ZM45 136H46V132L44 130H42L41 128L37 129L35 132H34V140L32 141V146H34L36 148V150L39 148H42V145L45 144V145H48L47 143H50L51 145H53V142L56 141L55 138H54V141H48L45 139ZM123 136V135H122ZM127 136V135H126ZM214 136V135H213ZM221 136V135H220ZM221 136V137H222ZM8 137V138H10ZM26 137V136H25ZM56 137V136H55ZM58 137V136H57ZM66 137V136H65ZM63 137V138H65ZM82 137V136H81ZM92 137V136H91ZM94 137V136H93ZM104 137V136H103ZM102 137V138H103ZM107 137V136H106ZM111 137V136H110ZM124 137V136H123ZM212 137V136H211ZM218 137V136H217ZM230 137V136H229ZM233 137V136H232ZM75 138V137H74ZM85 138V137H84ZM88 138V136H87ZM96 138V137H95ZM128 138V137H127ZM215 138V137H213ZM219 138V137H218ZM224 138V137H223ZM235 138V137H234ZM233 138V139H234ZM16 139V138H15ZM53 139V138H52ZM73 139V138H72ZM130 139V137H129ZM135 139V138H134ZM207 139V140H208ZM217 139V138H216ZM232 139V140H233ZM239 139V138H238ZM264 139V138H263ZM22 140V139H21ZM21 140H20V143H21ZM50 140V138H49ZM59 140V139H58ZM66 140V139H65ZM75 140V139H74ZM91 140V139H90ZM97 140V139H96ZM100 140V138L98 139ZM97 140V141H98ZM104 140V139H103ZM126 140V139H125ZM131 140V139H130ZM128 140V141H130ZM200 140V141H199ZM203 140V139H202ZM210 141L213 140V139H209ZM230 140V139H229ZM235 140V139H234ZM27 141V139H26ZM60 141V140H59ZM76 141V140H75ZM86 141V140H85ZM108 141V140H107ZM132 141V140H131ZM209 141V142H210ZM217 141V140H216ZM9 142H10V139H9ZM23 142V141H22ZM58 142V141H57ZM96 142V141H95ZM105 142V141H104ZM121 142V141H120ZM123 142V141H122ZM149 142V141H148ZM204 142V141H203ZM221 142V141H220ZM219 142V144H221ZM237 143V141H235ZM241 142V141H240ZM10 143H13V139ZM19 143V144H20ZM65 143V142H64ZM79 143H82V142H79ZM78 143V144H79ZM88 143V142H87ZM91 143V142H90ZM98 143V142H97ZM134 143V142H132ZM211 143V142H210ZM217 143V142H216ZM222 143H224L222 141ZM229 143V142H228ZM31 144V143H30ZM83 144V143H82ZM93 144V143H92ZM96 144V143H95ZM131 144V143H130ZM141 144V143H140ZM139 144V145H140ZM205 144H208L205 143ZM226 144V143H225ZM224 146H229V144H226ZM241 144V143H240ZM239 144V145H240ZM23 145V144H22ZM77 145V144H75ZM84 145V144H83ZM148 145V144H147ZM203 145V143H202ZM211 145V144H210ZM218 145V144H217ZM237 145V144H235ZM234 145V146H235ZM238 145V146H239ZM44 146V145H43ZM49 146V145H48ZM58 146V145H57ZM71 146V145H70ZM74 146V145H73ZM72 146V147H73ZM93 146V145H92ZM91 146V147H92ZM102 146H104L106 149H107V145H103L102 143ZM101 146V147H102ZM138 146V144H137ZM136 146V147H137ZM141 146V145H140ZM201 147V145H199ZM221 146V145H220ZM226 146V147H227ZM233 146V145H232ZM47 147V146H46ZM52 147V146H50ZM63 147V146H60V148ZM75 147V146H74ZM78 146H76L77 148ZM82 147V145L80 146ZM98 147V146H97ZM99 147H100V144H99ZM131 147V146H130ZM134 147L135 145H133V149L132 148H128L127 149V152L129 150V153H131L132 156L135 157V159L137 158V160L140 159V153L139 155H137L134 151ZM199 147V148H200ZM209 147V146H208ZM211 147H214V146H211ZM209 147V148H211ZM217 147V146H215ZM228 147V148H229ZM28 148V147H27ZM64 150L65 147H63ZM84 148V147H83ZM104 148V149H105ZM125 148V147H124ZM123 148V149H124ZM152 148V147H151ZM150 148V149H151ZM156 148H153V149H156ZM235 149L238 147H234ZM240 148V147H239ZM32 149V148H31ZM47 149V148H46ZM50 149V148H48ZM52 149V148H51ZM58 149V148H57ZM56 149V150H57ZM79 149V148H78ZM93 149V148H91ZM98 149V148H96ZM100 149V148H99ZM111 149V148H110ZM122 149V148H121ZM137 149V148H136ZM140 149V148H139ZM147 149V148H145ZM159 149H156V150H159ZM205 149V148H204ZM208 150V148H206ZM205 149V151H206ZM214 149V148H213ZM218 149V148H217ZM230 149V148H229ZM233 149V148H232ZM252 149V148H251ZM257 149V148H256ZM264 149V147H263ZM261 148V150H263ZM27 149L23 150V152L25 151L26 152ZM35 150V151H36ZM42 150V149H41ZM53 150V149H52ZM62 150V148H61ZM71 150V149H70ZM80 150V149H79ZM84 150V149H83ZM103 150V148H102ZM112 150V149H111ZM114 150V149H113ZM141 150V149H140ZM197 150V151H196ZM210 150V149H209ZM208 150V151H209ZM231 150V149H230ZM240 150V149H239ZM21 151V150H20ZM38 151V150H37ZM54 151V150H53ZM122 151V150H121ZM126 151V149H125ZM133 151V153H132ZM144 151V150H143ZM142 151V153H143ZM234 151V150H233ZM232 151V152H233ZM236 151V150H235ZM248 151V150H247ZM22 152V151H21ZM41 152V151H40ZM60 152V150H59ZM96 152V150H95ZM115 152V151H114ZM120 152V150H119ZM140 152V151H139ZM151 152V151H150ZM149 152V153H150ZM153 152V151H152ZM159 152V151H158ZM157 152V153H158ZM200 152V151H199ZM202 152V151H201ZM226 152V151H225ZM228 152V151H227ZM226 152V153H227ZM230 152V151H229ZM12 153V152H11ZM11 153H9L11 156ZM19 153V151H18ZM31 153V152H30ZM33 153V152H32ZM46 152H44L45 154ZM62 153V152H61ZM86 153V152H85ZM112 153V152H111ZM148 153V155H149ZM156 153V152H155ZM156 153V155H157ZM212 153V152H211ZM214 153V152H213ZM212 153V154H213ZM218 155H220V152H217ZM224 153V152H223ZM221 153V154H223ZM242 153V152H241ZM245 153V152H244ZM260 153V152H259ZM17 154V153H16ZM14 154V155H16ZM59 154V153H57ZM84 154V153H83ZM89 154V153H88ZM124 154V153H123ZM151 154V153H150ZM198 154V153H197ZM203 154V153H202ZM204 154H206L204 152ZM236 154V153H235ZM13 155V156H14ZM24 155V154H23ZM33 155V154H32ZM46 155H49V154H46ZM56 155V153H55ZM60 155V154H59ZM67 155V154H66ZM65 155V156H66ZM87 155V153H86ZM99 155V154H97ZM105 155V153H104ZM111 155V154H110ZM159 155V154H158ZM215 155V153L213 154ZM225 156H229V154H224ZM224 155H222L224 157ZM240 155V154H238ZM261 155V153H260ZM9 156H7L9 158ZM17 156V155H16ZM15 156V157H16ZM21 156V155H20ZM39 156V155H37ZM45 156V155H44ZM43 154L41 156V153H40V160H46V156L44 157ZM52 156V155H51ZM58 156V155H57ZM63 156V155H62ZM82 156V155H81ZM88 156V155H87ZM95 156V154H94ZM125 156V155H124ZM161 156V155H160ZM200 156V155H199ZM198 156V158H199ZM209 156V155H208ZM221 156V155H220ZM219 156V157H220ZM227 156V157H228ZM247 156V155H246ZM255 156V155H254ZM4 157V156H3ZM6 157V156H5ZM4 157V159H5ZM53 157V156H52ZM51 157V159H52ZM77 157V156H76ZM84 157V155L82 156ZM116 157H119V155H115L114 156V159ZM128 157V156H127ZM158 157V156H157ZM164 157V156H162ZM161 157V159H162ZM206 157V156H204ZM231 157V156H230ZM229 157V158H230ZM237 157V156H235ZM245 157V156H244ZM252 154H249L248 155V158H252ZM17 158V157H16ZM23 158V157H22ZM58 158V157H57ZM110 158V157H109ZM126 158V157H125ZM159 158V157H158ZM215 158V157H214ZM218 158V156L216 157ZM222 158V157H221ZM3 159V160H4ZM14 159V158H13ZM37 159V158H36ZM60 159V157H59ZM77 159V158H76ZM107 159V158H106ZM105 159V160H106ZM123 159V158H122ZM133 159V158H132ZM142 159V158H141ZM140 159V161H141ZM148 159V158H147ZM152 159V157H151ZM160 159V161H161ZM203 159V158H202ZM200 159V161L202 160ZM206 159V158H205ZM231 159V158H230ZM241 159V158H240ZM247 159V158H246ZM245 159V160H246ZM257 159V158H256ZM260 159V157H259ZM12 160V159H11ZM31 160V159H30ZM33 160V159H32ZM112 160V159H111ZM156 160V159H155ZM164 160V158L162 159ZM179 160V159H178ZM207 160V159H206ZM232 160V159H231ZM236 160V159H235ZM249 160V159H248ZM10 161V160H9ZM15 161V160H14ZM17 161V160H16ZM20 161V159H19ZM18 161V162H19ZM28 161V160H26ZM47 162H51L49 164V167H47L46 169H44V172L40 175L41 176V179L42 181L46 183H48V186L46 188H39L37 185V188H35L34 190H31L29 195L25 196L26 193H28V189L27 187L29 186L27 184V177L30 176L29 175V170L25 171H21V170H24V166H20L19 165V168H21L20 172L21 173H17V174H20L19 176V181L21 183L20 185V188H17V185L16 187H14L13 185V174H12V171L10 170V168H2L0 167V183L3 185L0 186V202L2 203V206L3 204L4 205H7V208L6 209H0V264H114V260L112 261V257L115 255V253H113V256L111 254V245H118V246H123L125 245L126 242H128L127 244H129V242H136L138 240V237L140 238V235H141V229H142V222L144 221H135V215L134 216V219L135 220H132L133 218H131L132 222H127L125 224V222L123 223H120L119 221L117 220H110L106 214H108V212H106V214L103 215V212L102 211V214H100L101 212V209H102V206L104 205L103 201V192H104V189H103V186H107L110 187V186H113V185H110L109 183V177H104V172L103 171V167L101 168L99 166V164H94L92 165L90 163V166L87 165L86 167H77V170H79L78 172V175H70V180L68 182V184H59L58 185V181L60 179V176L54 172L53 170V164L55 165L54 162H52V160H50V158L46 160ZM119 161V160H118ZM128 161V160H127ZM145 161V160H144ZM153 161V160H152ZM152 161L150 164H152ZM168 161V159H167ZM214 161V160H212ZM226 161H227V158H226ZM255 161V160H254ZM4 162V161H3ZM17 162V163H18ZM23 162V161H21ZM36 161H34L35 163ZM41 162V161H40ZM46 162V163H47ZM58 162V161H57ZM75 162V161H74ZM78 162V161H77ZM76 162V163H77ZM95 162V161H94ZM135 162V161H134ZM150 162V161H149ZM169 162V161H168ZM176 162V161H175ZM195 162V161H194ZM220 162V161H219ZM225 162V161H224ZM256 162V161H255ZM8 163V161H7ZM15 163V162H14ZM43 163V162H42ZM45 163V162H44ZM63 163V162H62ZM71 163V162H70ZM113 163V162H112ZM136 163V162H135ZM146 163V162H145ZM157 163V162H156ZM172 162H170V166ZM180 163V162H179ZM182 163V164H184ZM197 163V162H196ZM200 163V162H199ZM211 163V162H210ZM221 163V162H220ZM223 163V162H222ZM221 163V164H222ZM225 163H228V162H225ZM231 163V162H230ZM12 164V162H11ZM16 164V163H15ZM37 164V163H36ZM89 164V162H88ZM106 164V162H105ZM109 164V163H108ZM107 164V165H108ZM117 164V163H116ZM127 164V163H125ZM134 164V163H133ZM132 164V165H133ZM149 164V163H148ZM159 164V162H158ZM181 164V163H180ZM194 164V163H193ZM192 164V167L195 165ZM203 165V163H201ZM207 164V162H206ZM213 164V163H212ZM216 164V163H214ZM213 164V165H214ZM218 164V163H217ZM229 164V163H228ZM237 164V163H236ZM245 164V162H244ZM24 165V164H23ZM26 165V163H25ZM29 165V164H28ZM41 165V164H40ZM63 166V164H61ZM67 165V164H66ZM65 163H64V166L66 167ZM75 165V164H74ZM78 165V164H77ZM83 165V164H82ZM92 165V166H91ZM137 165V164H136ZM138 165H140L138 163ZM157 165V164H156ZM161 166V164H159ZM158 165V166H159ZM165 165V163H164ZM163 165V166H164ZM178 165V163H177ZM175 164V166H177ZM13 166V165H11ZM34 165H32L31 168L34 169L33 167ZM38 166V164H37ZM43 166V164H42ZM41 166V167H42ZM48 166V164H47ZM60 166V165H59ZM70 166V165H69ZM72 166H73V163H72ZM80 166V165H79ZM169 166V164H168ZM187 166V164H186ZM237 166V165H236ZM30 167V166H29ZM40 167V168H41ZM71 167V166H70ZM74 167V166H73ZM132 167V166H131ZM135 167V166H134ZM153 167V166H152ZM165 167H167V165H165ZM173 167V166H172ZM183 167V166H182ZM191 167V166H190ZM199 167V166H198ZM209 167V166H208ZM227 167V166H226ZM230 168V165L228 166ZM238 167V166H237ZM28 168V167H27ZM67 168V167H66ZM156 168V167H155ZM171 168V167H170ZM178 168V167H177ZM186 168V167H185ZM189 168V166H188ZM206 168V166H205ZM235 168V167H234ZM249 168V167H248ZM261 167L260 166H255L254 168H251L250 170L247 169L246 173L243 174V178H242V183H240V189H239V194H238V197H237V201L235 200L236 202V205L238 207V214L236 215V218H235V221L237 223L238 226V229H237V232H233L232 236L229 237V243H228V248H229V252L228 249H223L225 250L226 255H225V262L227 263H230V261L234 258H236L237 256H243L242 254L244 253V250L249 246L253 248L254 251V254L253 256H259L260 259L262 261H264V177L262 176V173H261ZM15 169V168H14ZM37 169V168H36ZM60 169V168H59ZM129 169H130V166H129ZM133 169V168H132ZM135 169H138V166L135 167ZM182 169V168H181ZM192 169V168H191ZM196 169V168H195ZM198 169V168H197ZM204 169V167H203ZM202 169V170H203ZM211 169V168H210ZM209 169V170H210ZM221 169V167H220ZM35 170V169H34ZM56 170V169H55ZM63 170V169H62ZM66 170V169H65ZM72 170V169H71ZM117 170V169H116ZM116 170L114 172H116ZM123 170V169H122ZM139 170H141V175L143 174V176L145 177V181L147 180V185L148 188H149V193H147L148 195L150 194L152 199L150 204L151 203H154L156 201V209L157 212H161L162 214V211L166 210L167 209V205H168V202H170V197L174 196H169V184H167V182H163L161 180V178L157 177V175H155L151 168L144 164L143 163V166L141 165V169L139 168ZM138 170V171H139ZM184 170V169H183ZM186 170V169H185ZM194 170V169H193ZM200 170V169H199ZM198 170V172H199ZM208 170V169H205V171ZM214 170V169H213ZM216 170V169H215ZM245 170V169H244ZM249 170V171H248ZM32 171V170H31ZM30 171V172H31ZM69 171V170H68ZM159 171V170H158ZM171 171H174V170H171ZM201 171V170H200ZM212 171V170H211ZM210 171V172H211ZM221 171V170H220ZM219 171V175L220 172ZM23 172V173H22ZM59 172V171H58ZM62 172V171H61ZM121 172V171H120ZM132 172V170H131ZM161 172V171H160ZM170 172V171H169ZM167 172V173H169ZM178 172V170H177ZM184 171L181 170V173H183ZM190 172V171H189ZM197 172V171H196ZM207 172V171H206ZM205 172V174H207ZM215 172V171H214ZM224 172V170H223ZM222 172V173H223ZM33 174V172H31ZM30 173V174H31ZM35 173V172H34ZM37 173V172H36ZM73 173V172H72ZM77 173V171H76ZM107 170L105 172V174H107ZM119 173V171H118ZM126 173V172H125ZM124 173V174H125ZM174 173V172H172ZM170 173V174H172ZM186 173V172H185ZM192 173V172H191ZM190 173V174H191ZM194 173V172H193ZM193 173H192V176H193ZM200 173V172H199ZM229 173V172H228ZM236 173V172H235ZM38 174V173H37ZM113 174V173H112ZM117 174V173H116ZM123 174V173H122ZM130 174V173H129ZM135 174V173H134ZM140 174V172H139ZM138 174V175H139ZM178 174V173H177ZM198 174V173H197ZM196 174V175H197ZM202 174V172H201ZM203 174V175H205ZM226 174V173H224ZM223 174V176H224ZM64 175H65V172H64ZM63 175V176H64ZM109 175V174H108ZM160 175V174H159ZM158 175V176H159ZM189 175V174H188ZM202 175V176H203ZM215 175H218V174H215ZM242 175V174H241ZM264 175V174H263ZM39 176V175H38ZM39 176V177H40ZM123 176V175H122ZM121 176V177H122ZM125 176V175H124ZM123 176V177H124ZM127 176V175H126ZM167 177V174L165 175ZM175 176H178V175H175ZM184 176V174H183ZM186 176V175H185ZM191 175H189L190 177ZM191 176V177H192ZM206 176V175H205ZM214 176V175H213ZM222 176V175H221ZM225 176H228L227 174ZM117 178H115L119 183L122 181L123 183V180L120 176L116 175ZM131 177V176H130ZM134 177V175H133ZM170 177V176H169ZM197 177V176H196ZM17 178V177H16ZM37 178V177H36ZM35 178V180H37ZM67 178V176H66ZM129 178V177H128ZM132 178V177H131ZM137 178H140L137 177ZM174 178V177H172ZM180 179V177H178ZM177 178V179H178ZM206 178V177H205ZM218 178V177H217ZM224 178V177H223ZM241 178V177H240ZM239 178V179H240ZM68 179V178H67ZM127 179V178H126ZM164 179V178H163ZM168 179V178H167ZM166 179V180H167ZM170 179V178H169ZM187 179H190V178H187ZM207 179V178H206ZM210 179V178H209ZM212 179V178H211ZM222 179V177H221ZM225 179V178H224ZM234 179V178H233ZM30 180V179H29ZM34 180V179H33ZM35 180H34V185H35ZM134 180V178H133ZM172 180V179H171ZM186 180V179H185ZM199 181V179H197ZM226 180V179H225ZM230 179H228L227 181H229ZM17 181V180H16ZM41 181V182H42ZM66 181V179H65ZM128 181V180H127ZM182 181V180H180ZM210 181V180H209ZM232 181V180H231ZM234 181V180H233ZM63 182V181H62ZM129 182V181H128ZM133 182V181H132ZM171 182V181H169ZM173 182V181H172ZM179 182V181H178ZM194 182V181H192ZM201 182V187H197L198 189H201L200 192H201V195L202 197H204V202L202 203V205H200L199 209H200V212H201V217L198 216L197 213H200L199 211L196 213L194 207H192L191 209L189 208V210L187 209V207L184 205V202H182V200L185 199V193H184V198L183 197H179L176 199V201L174 202L175 204L173 205V203L171 205L174 206V209H172V211L174 210L175 213L174 215H171L172 212L169 214V220L168 221V229H169V235H172L174 236L175 238V242H181L184 244V249L181 250V252H187V253H198L201 255V257H209L211 255H214L219 249L220 247H222L223 245H227V244H223L221 246V243L220 241L218 240L220 237H222L224 234L223 233V229L219 224H220V221L224 219L225 217V213L226 211H224L225 209V205H227V203L229 202V200L227 201V203H224L225 200H222L219 196V191H218V188H216V186H214L213 184H211L213 182L210 181L208 182V180H205V181H200ZM217 182V180H216ZM225 182V181H224ZM16 183V182H15ZM33 183V182H32ZM116 183V182H115ZM131 183V182H130ZM134 183V182H133ZM175 183V181H174ZM234 183V182H233ZM120 184V183H119ZM143 184V182L141 183ZM140 184V185H141ZM220 185V183H218ZM228 183L226 182V185ZM234 184H237V183H234ZM233 184V185H234ZM116 185V184H115ZM114 185V186H115ZM121 185V184H120ZM125 185V184H123ZM132 185V184H131ZM136 185V184H135ZM145 185V184H144ZM168 185V186H167ZM172 185V184H171ZM170 185V187H171ZM177 185V184H176ZM179 185V184H178ZM183 185V184H182ZM187 185V183H186ZM223 185V186H224ZM238 185V184H237ZM236 185V186H237ZM42 186V185H41ZM119 186V185H118ZM173 186V185H172ZM180 186V185H179ZM195 186V185H193ZM221 186V185H220ZM30 187V186H29ZM43 187V186H42ZM140 187V190H141V186H138V188ZM174 187V186H173ZM177 187V186H175ZM186 187V186H185ZM188 187V186H187ZM190 187V186H189ZM219 187V186H218ZM229 187L231 188L232 186H230L229 184ZM116 188V187H115ZM120 188V186L118 187V189ZM124 188V187H123ZM145 188V187H144ZM179 188V187H177ZM229 188V189H230ZM234 188V187H233ZM239 188V187H238ZM30 189V188H29ZM111 189V188H108V190ZM113 189V187H112ZM111 189V190H112ZM127 189V187H126ZM125 189V190H126ZM180 189V188H179ZM177 189V190H179ZM182 189V188H181ZM184 189V188H183ZM191 189V187H190ZM196 189V188H195ZM225 189V188H224ZM106 191H108L107 189H105ZM114 190V189H113ZM121 190V189H120ZM124 191V189H122ZM138 190V189H137ZM135 190V191H137ZM174 190V189H172ZM189 190V189H188ZM220 190V189H219ZM148 191V190H147ZM176 191V189H175ZM180 192L182 190H179ZM191 191V190H190ZM199 191V190H198ZM227 191V190H226ZM231 191V190H230ZM110 192V191H109ZM114 192V191H112ZM130 192V191H129ZM179 192V193H180ZM185 192V191H183ZM225 192V191H224ZM221 193L222 197H225L224 194L225 193ZM229 192V190H228ZM233 191H231L232 193ZM235 192V191H234ZM120 193V192H119ZM139 193V192H138ZM142 193V190L141 192ZM139 193V194H140ZM145 193V192H144ZM174 193V192H173ZM178 193V192H177ZM187 193V192H186ZM227 193V192H226ZM230 193V192H229ZM227 193V196H229L230 194ZM117 194V193H116ZM125 194V193H124ZM182 194V192H181ZM188 194V193H187ZM190 194V193H189ZM229 194V195H228ZM109 195V194H108ZM128 195V193H127ZM145 195V194H144ZM146 195V196H148ZM149 195V196H150ZM194 195V194H193ZM199 195V196H201ZM234 195V194H233ZM111 196V195H110ZM139 195H137L138 197ZM190 196V195H187V197ZM197 196V195H196ZM108 198V196H106L105 194V198ZM114 197V196H113ZM122 197V196H121ZM128 197V196H127ZM194 197V196H193ZM201 197V199L203 200V198ZM119 198V197H118ZM123 198V197H122ZM125 198V196H124ZM139 198V197H138ZM175 198V197H174ZM182 198V199H180ZM192 198V197H191ZM195 198H198L200 199L198 196L195 197ZM194 198V199H195ZM110 199V198H109ZM108 199V201H110ZM141 199V198H139ZM145 199V198H144ZM236 199V198H235ZM113 202L115 200V198H112ZM111 200V201H112ZM119 200V199H117ZM116 200V202H117ZM121 200V199H120ZM131 200V199H130ZM130 200H127L125 198V209L128 211V212H131V210H133L134 207H132L131 205V202ZM175 200V199H174ZM174 200H171L172 202ZM192 200V199H191ZM233 200V199H232ZM133 201H134V197H133ZM141 201L139 202V204H141ZM145 201V200H144ZM143 201V202H144ZM148 201V199H147ZM186 201V200H184ZM189 201V200H188ZM122 202V201H121ZM146 202V201H145ZM192 202V201H191ZM195 202V201H194ZM200 202V201H199ZM202 202V201H201ZM200 202V203H201ZM231 202V201H230ZM0 203V204H1ZM111 203V202H110ZM118 203V202H117ZM116 203V204H117ZM135 203V202H134ZM137 203V202H136ZM135 203V204H136ZM113 204V203H112ZM119 204V203H118ZM148 204V203H147ZM155 204V203H154ZM192 204V203H191ZM138 205V204H137ZM144 205V204H143ZM169 205V206H171ZM188 205V204H187ZM192 205H196L197 204H192ZM230 205V204H229ZM234 205V203L232 204L231 203V206ZM96 206V213L97 215L95 216L94 220L97 221V224H92L91 223V219H92V213L95 209H93V207L95 208ZM113 206V205H112ZM111 206V207H112ZM147 206V205H146ZM151 206V205H150ZM149 206V207H150ZM153 206V205H152ZM1 207V206H0ZM109 207V206H108ZM107 207V209H108ZM118 207V205H117ZM115 207V208H117ZM120 207H121V204H120ZM148 207V208H149ZM153 207V208H154ZM191 207V206H190ZM101 208V209H100ZM110 208V207H109ZM124 208V207H123ZM137 208V207H136ZM170 208V207H169ZM172 208V207H171ZM105 209V210H107ZM118 209V208H117ZM116 209V210H117ZM135 209V208H134ZM144 209V207H143ZM152 209V207H151ZM150 209V210H151ZM198 209V208H197ZM196 209V210H197ZM237 209V208H235ZM115 210V209H114ZM113 210V212H114ZM120 210V209H119ZM117 210V212L119 211ZM121 210L122 207H121ZM147 210V209H146ZM231 210V209H229ZM92 211V213H91ZM100 211V212H99ZM110 212H112V210H109ZM134 211H137L134 210ZM133 211V212H134ZM139 212L141 210H138ZM137 211V212H138ZM171 211V210H169ZM232 211V210H231ZM109 212V213H110ZM116 212V211H115ZM114 212V213H115ZM122 212V211H121ZM124 213V212H123ZM121 213V214H123ZM143 213H146V212H143ZM232 213V212H231ZM230 213V214H231ZM130 213H128L129 215ZM134 214V213H132ZM148 214H151V212L149 211ZM163 214H167V211ZM113 215V214H112ZM131 215V214H130ZM160 215V214H158ZM110 216V215H109ZM138 216V215H136ZM146 216V215H145ZM162 216V215H160ZM189 216V217H188ZM221 216H223V219H219L221 218ZM111 217V216H110ZM124 217V216H123ZM129 217V216H128ZM127 217V218H128ZM139 217V216H138ZM144 217V216H143ZM152 216H150L151 218ZM159 217V216H158ZM167 216L165 218H168ZM228 217V216H227ZM232 217V216H231ZM113 218V217H112ZM117 218V217H116ZM149 218V220H150ZM155 218V215L154 217ZM162 218V217H160ZM226 218V217H225ZM126 219V218H125ZM158 219V218H157ZM156 219V220H157ZM187 219V220H186ZM218 219L220 220L218 225L219 227H217L215 230L213 229L214 227H212V230H208L209 227L212 225V224H215L216 221H218ZM130 220V221H131ZM164 220V219H163ZM226 219H224L225 221ZM128 221V219H127ZM158 221V220H157ZM165 221V220H164ZM230 221H231V218H230ZM233 221V220H232ZM148 222V221H147ZM152 222H154V219H152ZM152 222H149L150 224ZM162 222V221H161ZM160 222V223H161ZM228 222V221H227ZM234 222V221H233ZM94 223V222H93ZM96 223V222H95ZM226 223V222H225ZM235 223V225H236ZM154 225V223H152ZM156 224V223H155ZM164 224V223H162ZM166 224V223H165ZM164 224V227H166ZM217 224V223H216ZM234 224V223H233ZM152 225V226H153ZM159 226H161L158 222ZM254 225H258V229L256 228V230H254ZM146 226V225H145ZM148 226V224H147ZM214 226V225H213ZM216 226V225H215ZM224 226V225H222ZM230 226V225H229ZM162 227V226H161ZM225 227V226H224ZM256 227V226H255ZM145 228V227H143ZM152 228V227H151ZM208 228V229H207ZM232 228H233V225H232ZM146 229H148L146 227ZM165 229V228H163ZM167 229V230H168ZM211 229V228H210ZM228 229V227H227ZM236 229V228H235ZM143 230V229H142ZM225 230V229H224ZM234 230V229H233ZM153 232V231H152ZM166 232V231H165ZM225 232V231H224ZM227 232V231H226ZM143 233V232H142ZM148 233V232H147ZM156 233V232H155ZM259 233L262 234L261 238L259 236ZM92 234H94L92 236ZM145 234V233H143ZM142 234V236H143ZM149 234V233H148ZM152 234V233H151ZM167 234H168V231H167ZM227 234V233H226ZM91 235V236H90ZM168 235V236H169ZM222 235V236H221ZM229 235V234H228ZM167 236V237H168ZM171 236V237H172ZM105 238L108 245H104L103 240L102 238ZM147 237V235H146ZM151 237V235H150ZM109 238V239H108ZM143 238V237H142ZM108 239V240H107ZM171 239V238H170ZM168 239V240H170ZM147 240V239H146ZM151 240V239H150ZM156 240V239H155ZM160 239H158L156 242H159ZM162 240V239H161ZM139 241V240H138ZM137 241V242H138ZM165 241V240H164ZM224 241V240H223ZM140 242H143V239H140ZM156 242H153L156 243ZM139 243V242H138ZM166 243V242H165ZM171 243V242H170ZM177 243V244H178ZM135 244V243H134ZM141 244V243H140ZM157 244V243H156ZM162 244V242H161ZM160 244V245H161ZM167 244V243H166ZM169 244V243H168ZM167 244V245H168ZM171 244H174L173 241ZM144 245V244H143ZM159 245V246H160ZM170 245V244H169ZM180 245V244H178ZM111 246V247H110ZM141 246V245H140ZM151 246V245H150ZM154 246V245H153ZM152 246V248H153ZM158 246V245H157ZM182 245H180V248H183V246L181 247ZM114 247V246H113ZM167 247V246H166ZM165 247V248H166ZM173 247V245H172ZM177 246H175L176 248ZM179 247V246H178ZM177 247V248H178ZM116 248V247H115ZM125 248H128L126 247L125 245ZM134 248V247H133ZM145 248V247H144ZM146 248H147V245H146ZM150 248V247H149ZM148 248V250H149ZM174 248V249H175ZM223 248V247H222ZM226 248V247H225ZM117 249V248H116ZM129 249V248H128ZM157 249V248H155ZM160 249V248H159ZM162 249V248H161ZM171 249V248H170ZM173 249V248H172ZM130 250V249H129ZM151 250V248H150ZM149 250V251H150ZM154 250V249H153ZM222 250V251H223ZM227 250V251H226ZM247 250V249H246ZM137 251V250H136ZM148 251V252H149ZM156 251V250H154ZM160 251V250H159ZM250 251V250H249ZM112 252H113V249H112ZM125 253L126 250L124 251ZM131 252V251H130ZM134 252V251H133ZM145 252V251H144ZM153 252V251H152ZM168 252V251H167ZM173 252V251H172ZM220 252V251H219ZM120 253V252H119ZM142 253V252H141ZM151 253V252H149ZM223 256H224V252H222ZM246 253V252H245ZM117 254V253H116ZM138 254V253H137ZM156 254V253H155ZM163 254V253H162ZM161 254V255H162ZM166 254V253H165ZM172 254V253H171ZM181 255V253H179ZM218 254V253H217ZM248 255V251L246 253ZM119 255V254H117ZM121 255V254H120ZM131 256V254H129ZM136 255V254H135ZM147 255V254H146ZM191 255V254H190ZM194 255V254H193ZM245 255V254H244ZM112 256V257H111ZM169 256V255H168ZM250 256V254H249ZM120 257V256H119ZM155 257V256H154ZM161 257V256H160ZM164 257V256H163ZM219 257V256H217ZM247 256L245 255V258ZM122 258V257H121ZM130 258V257H129ZM132 258V257H131ZM136 261H135V264H154V262H152L151 260H149L147 258V256H143V257H136ZM170 258V257H169ZM183 258V257H182ZM186 258V257H185ZM192 258V257H191ZM195 258V257H194ZM197 258V257H196ZM195 258V259H196ZM238 258V257H237ZM255 258V257H254ZM257 258V257H256ZM115 259V258H114ZM124 259V258H122ZM121 259V260H122ZM133 259V258H132ZM131 259V261H132ZM150 259H151V256H150ZM156 259V258H155ZM165 259V257H164ZM171 259V258H170ZM175 259V258H174ZM178 259V258H177ZM190 259V258H189ZM199 259V258H198ZM197 259V260H198ZM219 261L221 259V256L220 258H218ZM247 259V258H246ZM245 259V260H246ZM259 259V258H258ZM119 260V259H118ZM125 260V259H124ZM135 260V259H134ZM154 260V259H153ZM184 260V259H183ZM192 260V259H191ZM194 260V259H193ZM196 260V261H197ZM210 260V259H209ZM223 260V259H222ZM255 260V259H254ZM260 260V261H261ZM163 261V260H161ZM166 261V260H165ZM196 261H192L189 263L188 261V264H199L197 263ZM211 261V260H210ZM214 260H212L211 262L207 263V264H212ZM218 261V260H217ZM216 261V264H219L218 262ZM234 261V260H233ZM232 261V262H233ZM237 261V260H236ZM239 261V259H238ZM244 261V260H243ZM253 261V260H252ZM256 261V260H255ZM258 261V260H257ZM120 262V261H119ZM128 262V261H127ZM158 262V261H157ZM164 262V261H163ZM169 262V261H168ZM174 262V260H173ZM202 262V261H201ZM245 262V261H244ZM124 263V262H123ZM160 263V262H159ZM171 264V262H169ZM206 263V262H205ZM221 263V262H220ZM241 263V262H240ZM243 263V262H242ZM251 263V262H250ZM257 263V262H255ZM254 263V264H255ZM264 263V262H263ZM122 264V262H121ZM129 264V263H128ZM161 264H163L161 262ZM165 264V262H164ZM185 264V263H184ZM222 264H224L222 262ZM252 264V263H251Z\"/></svg>",
	"mask_w": 264,
	"mask_h": 264
}]
</instances>
